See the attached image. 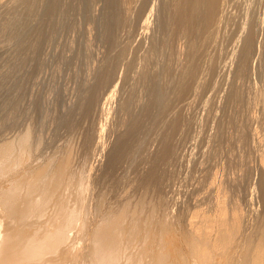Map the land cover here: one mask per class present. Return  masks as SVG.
I'll return each instance as SVG.
<instances>
[{"label":"rangeland","instance_id":"rangeland-1","mask_svg":"<svg viewBox=\"0 0 264 264\" xmlns=\"http://www.w3.org/2000/svg\"><path fill=\"white\" fill-rule=\"evenodd\" d=\"M15 1L16 0H9L6 3L5 6H2L0 4L1 5L0 6V9H1L0 10V26L4 23V21H5L4 19H6L8 17V15L6 14L7 8L12 6L13 3L15 4L14 10H16L17 13L15 12L14 16H12V17H15L16 20H19V22H20L18 24L17 23L14 24V25H16V26H23V25L27 26V24H29L28 22H26L28 16H27L25 11H26V9L32 8L33 6H35V3L33 1H31V2H29L27 8H24V9L21 10L20 6H18L17 2H15ZM40 1L42 2V4H41L42 6L40 5L41 2H39V4H38V9H39L38 13L34 12V14L32 16V20L34 22H37L38 20H52V21H50V22H48L46 24L45 30H44V35L45 36H43V38L37 43V45L35 47V52L32 54L33 56L31 55L32 58L30 57V59L28 58V59H24V60L23 59H15L14 60L15 64L17 63L16 64V66H17L16 68L17 69L11 71L12 74L14 73L13 75L9 74L11 72H9V73L5 72L7 69H9V67L11 68L13 66L14 62H12L13 59L7 60V56L9 55V53L4 49V46H5L7 38L2 37V36L0 37V39L3 38L2 40H0V43H4L3 46H2V44H0L1 45L0 46V67L3 69L2 70L0 68V73L1 72L6 73L4 77L7 76L6 78H8V79L4 80V85H3L4 89H2V87H0V89H1L0 92L1 93L4 92L5 97L8 95L7 97H9V101H12V102L8 103L9 107H7V108H10V109H13V110L11 111L10 109L8 110L7 108L5 110V111H7V113L8 112L10 113V117H13V120H14V118H16L14 120L15 122L11 119L10 123H13V122L16 123L17 122L16 123L17 125L16 124L14 125V123L10 124L8 126L9 128L6 127L3 130V132L0 133V141H1L2 137L11 136L12 134H14L19 129H22V127L24 128V126L26 127L28 125L32 129H34V131L33 130L32 131L35 134L37 133L36 135L34 134L35 136H38V135H39V137L42 136L40 138H41V142L43 141V143H41L40 148L43 145H44V147H42L41 149L39 148V153H40V155H43V156L39 155L37 157V158L40 157V160H42L41 158H43V160L44 159L47 160V159H50L49 157L56 156L57 151L55 152V150H58V148L60 149L61 147H63L66 144L69 145L70 148L74 149V151L76 150L75 151L76 154L73 153V161L76 164L73 163L74 164V166L72 167L73 170L71 169V171H73V172H70L72 174L71 175V182L68 185V189H67V187H65L64 190H63L64 194H65L64 196H65L66 200H68L67 204H70L68 206L71 209H75V210H77L79 212L78 222L76 223V225L68 233L69 238L72 237V235H73V237L70 238V240L72 242H74L73 244L77 245V246L80 245V246H78L80 248L74 246L76 251L83 250V247L85 246V243H86V238H85L86 234L83 233V234L80 235L79 232L82 233L83 231L85 232L86 230H87L86 232H89V230L93 227L92 225L94 223H96L97 221H99L100 215H102V212H103V214H105V213H115V212H118L122 208L123 205H125L127 207V209H128L126 211L127 213L125 214L126 219H124V227H125L126 230H130V231L133 228V234H134V240L130 244L131 248L128 250V253L130 252L129 254H130V256H132V258L135 257L132 254L136 255V253H138V252H139L138 253L139 255L141 254L140 256L143 255L144 257L142 258L143 261L141 262V264H143V263L144 264H147V263L149 264L150 261L153 258H155V256H153V255H158V252H159V254L161 253L164 256L163 258L165 259V261H167V263H171V264H199L197 258L194 257V254L191 252V249H190L191 248V245H190V243H191L190 230L189 231L186 230L188 228L190 229V226L188 225V220L190 218L194 219L195 222L197 221L196 225L198 224L199 227L202 226V228H206L207 231L211 229L210 231H208V239H209V241H202V243L200 244L201 247L206 249L208 259L210 258L207 261L206 264H225V263L226 264L227 263H229V264L230 263L231 264H240L241 261H242L241 257H243V254L244 255H249L251 257L254 254V252L257 249V247H260V246H262V250H264V240H263V238H264V228L262 227V226H264V223H263L264 222V220H263L264 219V214H263V212H264V199H263L264 198V184H263L264 183V180H263L264 179V175H263L264 174V169L262 167V166H264V164L261 162V161L264 160V133H263L264 129H262V128H264V122H263L264 121V54H263V52H264V43H263L264 42V25H263V23H264V0H228V1L227 0H218V1L214 0V2L218 3V4L215 3L217 8H216V6L212 7L213 9H211V11L209 12L210 13L209 15H211L212 17L209 16V18L205 21L207 23L205 24V22H203L204 23L203 24L202 22H200V24L198 23L197 25L194 24L193 27L191 26L192 29L193 28L194 29L198 28V29H195V30H198V32H199L198 33L196 31V34L197 33L199 34V35L197 34L199 38L197 37L196 34H194V35H196V37L193 36V38H195V45H196L195 49H194L195 52L193 51V53H194L193 55L194 56L192 54L190 56L185 55L186 54V48H185V45H184L185 44L184 43L185 39L182 38V37H180L181 40L179 38H176L175 40H170V42H169L170 44H168L166 46H165V44L162 45V43H164V40L166 39V38L162 39V36H163V38H164V36L167 37L168 35H169L168 37H170V35H172L173 33L177 32L178 30L180 31V28H179V27H181V23H180L181 19L180 18L183 15L182 13H185V11L187 10V6H188L187 3H184V2H188V0H162V1H160V0H150V7L153 8V13H154L153 16H155V17L152 16L150 18L151 22H150L149 28L145 32L147 34L144 33L142 35L139 34L140 29L138 28L139 25H140L139 24L140 21H139V19H137L136 14L134 15L135 8H134V10L131 13L129 11H126L125 9L128 8L129 10H131L132 6L135 7L136 4L138 6V3L140 4L143 0L142 1L141 0H107L108 4H109V9H110L109 21H110L111 24L109 23L110 25H107V26L105 25V27L103 26V30L101 29L102 27H100V26H102L101 24H99L100 22L99 21L97 22L98 15L95 16L96 15L95 12L97 13L98 9L100 8V6H99L101 4L100 0H99L100 2L95 0L98 3H95V1L92 2L93 0H89V3H88V0H81L82 1L81 4H80L79 0H77L78 2L75 0V2H73L72 5H71L72 7L70 6V8H68V10L66 12H65V4H66L67 0H45V1L44 0H40ZM167 1L168 2L170 1L171 4L170 3L168 4ZM180 1H184L183 2L184 4L182 2H180ZM43 2H44V4H43ZM151 2H153V4ZM156 2L158 3V5H157ZM226 2H227V4H226ZM90 3H91V6H94L93 4H95V7H97V4H98V9L96 8V10H95V7H94L91 10V6H89ZM134 4H135V6H134ZM165 4H166V6H165ZM178 4H179V6H181L180 8H179V6H177ZM221 4H223V5H221ZM79 5H81V6H79ZM184 5H187V6H184ZM240 5H242V6H240ZM53 6L56 7L57 9H53L52 8ZM243 6H245L244 7L245 9L243 8ZM182 7H183V9L181 10ZM73 8H76V10L73 9ZM171 9H173V10H171ZM93 10H94V14H93ZM165 10H167L169 14H166L167 11H165ZM212 10H213V12H212ZM71 11H73V12H71ZM180 11H181V13H180ZM245 11H246V13H245ZM18 12H19V14H18ZM76 12H78V13H76ZM99 12L97 14H99ZM177 13H178V15H177ZM134 16H135L136 19L134 18ZM178 16H179V18H178ZM185 16L186 15H183V17H185ZM259 16H261V17H259ZM166 17H168V20H166L167 19ZM69 18H70L71 21L69 20ZM89 18H91V19L94 18V20L96 22L93 19L91 20ZM162 19L165 20V22L166 21L169 22V24L168 23L164 24ZM87 21L89 23H87ZM210 21H211V24H210ZM240 21L241 22L244 21V22L241 23ZM175 22H177V23H175ZM80 23H82V24H80ZM158 23H161V25L158 24ZM90 24H92V25H90ZM218 24H219V26H218ZM162 25L163 26L167 25V27L164 26L165 27V29H164V27ZM73 27H74V29H73ZM105 28L108 29L109 32L107 30H105ZM174 28H176V29H174ZM199 29H201V31ZM76 30H78V31H76ZM163 30H166L167 32L169 31L168 32L169 34L166 31H163ZM174 30H176V31H174ZM102 31L104 33L107 32L108 36L110 38L108 36H106L107 35L106 33L104 35ZM137 31H138V33H137ZM172 31H173V33H172ZM190 31L192 32V30L191 29L188 30L189 34L191 33ZM214 32H215V34H214ZM248 32H250V33H248ZM262 32H263V35L261 34ZM247 33H248V35H247ZM160 34H162V35L160 36ZM232 34H234V35H232ZM249 34H251V35H249ZM102 35L104 36V38H106V37H108V38L105 40L104 38H102ZM111 35H112V40H110L111 39ZM259 35L262 36V37H260ZM157 36H158V38H157ZM246 36H248V37L249 36H251V37L253 36L252 37L253 40H255V37H256V40H255L256 43H254V50H252V54L250 56L251 58L249 57L250 59H248V62L245 65V67H246L245 72L243 71L241 73H238L239 72L238 69H239V67L242 64L241 56H242L243 47L245 46L244 43L246 42V39L248 38ZM76 37H78V38H76ZM159 37L161 38V41H160ZM45 38H46V40H44ZM152 39H154V40L152 41ZM155 39L158 40L159 42L156 41ZM68 40H69V42H68ZM107 40H108V42H105ZM203 40H205V42H203ZM111 41H112V43H111ZM175 41H176V43H175ZM153 42H155V43L153 44ZM141 43H142V45H138V44H141ZM151 43L154 46H156V47L158 46L157 47L158 49H159V46H160V49L158 50ZM68 44H69V46H68ZM126 44H128V46H130V47L126 48V46H127ZM238 45H240V46H238ZM241 45H243V47ZM40 46H42V47H40ZM163 46H165V49H164ZM219 46H220V48H219ZM62 47H64V48H62ZM123 47L125 48V53H124L125 56L124 57L120 56V52H121L120 50H122ZM161 47H162V50L164 49L163 51L161 50ZM166 47H168V48H166ZM110 48L111 49L114 48L116 50H114V49L111 50ZM149 48H151V49L149 50ZM154 48L157 49L156 52H155ZM152 49L154 50V52H153ZM9 50H11V48ZM262 50H263V52H262ZM112 51H114V52H112ZM150 51L153 52L154 55H151ZM160 51L162 53H160ZM184 51H185V53H184ZM73 53H74V55H73ZM156 53H158V55ZM206 53H207V55H206ZM148 54H150L151 57ZM240 54H241V56H240ZM76 56H77V58H76ZM116 56H117V58H116ZM119 56H120V58H119ZM153 56H154V58H153ZM167 56H169V57H167ZM174 56L176 58H174ZM187 56L189 57V59L191 58L192 60L190 59L191 61H189L187 59L188 58ZM191 56L194 57V61H195L194 65L192 64L193 63V58ZM4 58H6V59H4ZM104 58H105V60H104ZM230 58H232V59H230ZM82 59H84V60L82 61ZM117 59H119L118 60V64H117V61H116ZM152 59H154L155 61L152 60ZM138 60L140 62H138ZM148 60L152 62V63L151 62L149 63L150 65L148 64V68L147 69L148 70L150 69V71H151L150 72V76L152 75L151 76V80L152 79L153 80H152V82H150L151 81L150 80L147 84H145L144 88H143V86L142 87L138 86V88L140 87L139 89L136 88L137 89V91H136L137 95L136 94L135 95L139 96V97H137L139 99H137L138 102L135 101V102H137V105H136V103H134L133 107L136 109V114L137 115L135 114V110H133L134 112L132 111V109H133V107H132V109L130 110L132 115L130 116L129 113H127L129 115H126L127 118H129V120H127L126 116H125L123 121L124 122L126 121V123L120 122L119 118H120L121 113H118V112H120V110H118L120 108H117V107L118 106L120 107V102L126 97L127 92L129 90L128 88H129L131 82L133 81V78H135V73L139 70V68L142 67L144 62L148 61ZM168 60L169 61L171 60V62H169ZM226 60H227L228 63L226 62ZM25 62H26V64H25ZM33 62H34V64H33ZM249 62H251V63H249ZM102 63H104L105 69L109 70V72H110L109 74H110V78L111 79H109V83H110V81H111V83L110 84L108 83L109 85L107 86L108 87L107 91L110 89L109 87L113 86V84H114L115 88H117V91L115 90V93H114L115 95H114L113 100H112L113 102H111V106L108 105V115H109V117H106L108 120H106V119L101 120L98 117V115H96V117H89V115L90 116H92V115L89 114L87 116V115H85L83 113L80 114V112L78 110V105H76V104L74 105V103L77 102V104H78V102H79V101H76V100L78 98L77 96L80 93L79 91L81 90L82 85H83V83L85 81V78H87V77H85L87 75L85 73H87L88 71L93 70L94 67H95V69L98 68V66L100 64H102ZM127 63L131 64L130 66H132V69L128 70L129 66H128ZM183 63L185 64V66H184ZM222 63H224V64L222 65ZM256 63H259V64H256ZM173 64H174V66H173ZM5 65H7L9 67L7 68V66L5 67ZM23 65H25V66H23ZM35 65H37V66H35ZM118 65H119V68H118ZM151 65H152V67H151ZM163 66L164 67L166 66L167 68L169 67L168 68L169 70L166 67H165L166 69L163 68ZM182 66H183V68H182ZM115 68H118L116 72L113 71V70H116ZM4 69H5V71H4ZM136 69H137V71H136ZM182 69H184V70L182 71ZM161 70H164V71H161ZM199 70H201V71L199 72ZM15 71H17V72L15 73ZM159 71H160V73H159ZM19 72H20V74H19ZM96 72L99 73V71H96ZM96 72L92 75L93 76L92 78H95L97 76L96 79H92L94 83L97 82L98 78L99 79L101 78L99 76H102L100 74V73H102L101 71H100L99 74H97ZM111 72H112V74H111ZM153 72H155V75H158V76L153 75L154 74ZM71 73H72V75H71ZM114 73H117V74L114 75ZM223 73H225V74H223ZM42 74H43V76H42ZM161 74H163V75H161ZM188 74H190V75H188ZM222 74L224 75V77H223ZM113 75H114V77H115V79L117 81L114 79V77H112ZM116 75H118L119 77L117 76V78H116ZM178 75H179V77H178ZM199 75H201V76H199ZM241 75H243V76H241ZM124 76H125V78H124ZM131 76H132V78H131ZM150 76H149V78H150ZM195 76L196 77L198 76V77L196 78ZM81 77L82 78L85 77L84 80ZM162 77H163V79H162ZM123 78L125 79V81H127L126 80V78H127L129 82L126 83L125 81H123L124 80ZM78 79H80V80H78ZM120 79H123V80H120ZM154 79H156V81ZM157 79H159V81H161V82L156 83V82H158ZM167 79H169V80H167ZM219 79H220L221 82L219 81ZM246 79H248V81ZM113 80H114V83L112 82ZM49 81H51V82L49 83ZM62 81H64V82H62ZM153 81H155V83ZM32 82H34V83H32ZM75 82H77L78 84L76 83L77 84L76 85ZM80 82H82L81 83L82 85L80 84ZM121 82H125V85H123L124 83L122 84V87L124 89L121 87V90L124 92V95L126 94L125 97L123 95V92L121 90L119 91V89H120L119 85H121L120 84ZM181 82H183V83H181ZM5 83L8 86H10L13 90H11V88L7 86L6 88H8V89H6L7 90L6 91L5 87H4V86H6ZM149 83H151V84L154 83V85L156 84L155 86L159 90L155 86L151 87L152 85H150ZM233 83H235L236 85L233 84ZM18 84H20V87L22 86L21 87L22 89H19L20 87H19ZM159 84L160 85L163 84V85L160 86ZM178 84H179L180 87H177ZM188 84H189V86H188ZM209 84H210V86L208 87ZM24 85H25V88H24ZM75 85L77 87L79 85L80 86L76 90H73L76 87ZM182 85H183V87L181 88ZM14 86H16V87L18 86L19 87V88L17 87L16 90L18 89L20 91V93L18 92V90L16 91L15 88H13ZM164 86L166 87V89L164 88ZM170 86H172L173 88L170 87ZM195 86H196V88H195ZM205 86H207V87H205ZM256 86H257V88H256ZM126 87H127L128 90H125ZM234 87L235 88L238 87V89H235ZM106 88L101 90L99 98H101V96H103L106 93V91H105ZM149 88H151V89H149ZM152 88H154L155 90L152 89ZM161 88H163V89H161ZM178 88H180V89H178ZM200 88H201V91H200ZM204 88H206V90ZM24 89L26 91H24ZM228 89H229V91H227ZM72 90H73V92H72ZM156 90H157V92H155ZM162 90L164 91V93H163ZM189 90H190V93H189ZM197 90H199V92H197ZM202 90H204V91H202ZM21 91H22V93H21ZM77 91H78V93H76ZM125 91H126V93H125ZM238 91H240V92H238ZM61 92H65V93H61ZM141 92H143V93L141 94ZM146 92L152 93L151 94L152 96H150L149 93H148L147 96H145L147 94ZM153 92H155V94H157L155 98L153 97V96H155ZM160 92H161V94H160ZM194 92H196V93L194 94ZM1 93H0V99H1L0 100V104L3 103L2 101L5 98L4 94H1ZM72 93L73 94L75 93L77 95H75V97H72V95H71ZM158 93H159V96H158ZM232 93L235 94V95H233ZM236 93L237 94L239 93L237 95L238 96L237 99L235 98ZM12 94H18V96L22 95L21 97L19 96L17 98V103H16V105L22 106V109H20L21 107H18V106L15 105V103H13L14 102L13 100L15 98L12 96ZM214 94L215 95L217 94V95L215 96ZM230 94L232 96H230ZM23 95H24V98H23ZM213 95L215 96L214 98H213ZM241 95H242V97H241ZM11 96L13 98H10ZM261 96H263V97H261ZM152 97H153L154 100L152 99ZM225 97H227V98H225ZM140 98H141V100H140ZM146 98L150 99V101L147 100ZM157 98L158 99L161 98V99L158 100ZM162 98H163L164 101L162 100ZM194 98L196 99V101H195ZM231 98L233 99L232 102L230 101V100H232ZM10 99H12V100H10ZM182 99H183V102H181ZM142 100H144V101H142ZM155 100H157V101H155ZM189 100L191 101V103L189 102ZM63 101L66 102V103H64ZM68 101H69V103H68ZM19 102H21L20 103L21 105H19ZM53 102H54V104H53ZM146 102H147V104L145 105ZM148 102L150 104L152 103L151 107L153 108V110H152L151 107L149 108ZM185 102H186V104H185ZM224 102H225V104H224ZM62 103H64V106H63ZM139 103L141 105L144 104V106H142L144 108L141 109V105ZM174 103L176 104V106H175ZM212 103H213V105H212ZM11 104L14 105L13 108H12ZM70 104H71V106L72 105L74 106V107H72V109H76V110L70 109L71 108ZM8 105L6 104V106H8ZM138 105H140V106H138ZM163 105H166V106H163ZM243 105H245V106H243ZM62 106H63V108L66 106V108L63 109L64 111L66 109L65 112L63 110L60 111L62 109ZM76 106H77V108H76ZM146 106L149 108V110H147L148 108H145ZM160 106L161 107L163 106V107L161 108ZM211 106H213V107H211ZM14 107H15V109H14ZM220 107H221V109H220ZM236 107H237V109H236ZM158 108L160 110L161 109L162 110L159 111V110H157ZM16 109H17V111H16ZM139 109H141V111H143V109L144 110L146 109L145 112L143 111L145 114L142 113ZM163 109H164V111H163ZM246 109H247V111H246ZM248 109H250V110H248ZM18 110H19V112H18ZM68 110H69V112H68ZM71 110L74 111V112H72ZM151 110H152L153 113H151ZM59 111L63 112V113H60ZM75 111H76V113H75ZM249 111H251V112H249ZM71 112H72V114H71ZM149 112H150V114H149ZM13 113H14V115H13ZM15 113H17L18 116H20V117H21V114H23V113L25 115L23 114L22 117L20 118L21 120H19L18 119L19 117L17 116V114L15 115ZM65 113H67V114L65 115ZM139 113H141L142 115L141 114L139 115ZM155 113L157 114V116L155 115ZM225 113L226 114L229 113L230 115L229 114L226 115ZM231 113H232V115H231ZM0 114H1V112H0ZM63 114L65 115L66 120H65ZM74 114H77V116H79V117H77ZM133 114H135V115L133 116ZM152 114H153V118H152ZM43 115L44 116L46 115L45 116L46 120L42 119V117L44 118ZM53 115H54V117H53L54 121L51 118V116H53ZM57 115H58V121L59 122L55 121V120H57ZM68 115H69V117H71L72 115L73 116L71 118H69ZM118 115H119V117H118ZM31 116H33V117H31ZM37 116H38V118H37ZM59 116H62V120H60L61 117H59ZM138 116H139V118H137ZM141 116H142V119H141ZM143 116L146 119L143 118ZM27 117H29V119H27ZM39 117L41 118V120H44V121H42V123L39 122L40 121ZM75 117L78 118L77 121H76ZM159 117L161 119H159ZM207 117H209L210 119L207 118ZM211 117H213V118H211ZM50 118L52 119V121H51ZM80 118H81V120L83 118L85 120L83 119V122H82L81 120H79ZM154 118H155V120H154ZM71 119L73 120V122H72ZM89 119L91 121H89ZM136 119H137L138 123L140 122L139 124L136 122ZM139 119H140V121H139ZM148 119L154 125L152 123L150 125V122L148 121ZM157 119H159V121ZM94 120H95V122H94ZM96 120H97V122H99V125L102 123L101 125H102V128L104 130L103 131L104 132L103 133V147H102V149L99 150V154L98 155L94 154V152L93 153H91V152L90 153L89 152L84 153V151L80 150L81 145L83 144V141H84V138H85L84 136L86 134H88L91 129H93V127L89 128V124L92 125L93 122H94V124L97 123ZM141 120H143V122L145 124V125L143 124L144 126H146V125L148 126L149 125L148 129H147V126L143 129L144 126L141 125L143 123ZM151 120H153L154 122L151 121ZM30 121H32V122H30ZM64 121L65 122L68 121V122L65 123ZM84 121L86 122L85 124H83ZM100 121H102V122H100ZM127 121L130 122V123H128ZM133 121H135L136 124ZM241 121H243L244 123L241 122ZM53 122H55V123H53ZM119 122H120V124L122 123L121 126H119L120 125V124H118ZM132 122L134 123V125H133L134 128H131V127H133L131 125V124H133ZM250 122H251V124H250ZM28 123H30V124H28ZM38 123H40L41 126ZM127 123L130 124L131 127L128 126ZM248 123L250 124V126H249ZM56 124H57V126H55ZM67 124L70 125V126H67ZM80 124H81L80 128H77V127H79ZM124 124H126L127 127ZM137 124L139 125L138 127L141 126L139 128V130H138V127H135V126H137ZM217 124H218V126H217ZM237 124L239 125V127H238ZM19 125H20V127H19ZM34 125H36V126H34ZM84 125H86L85 128H84L85 130L84 129H83V131L79 130V129L83 128ZM99 125L97 123L94 126L98 127ZM14 126H17V127H14ZM65 126L67 127V129L68 128L72 129V128H74L76 126L75 127L76 130H74L75 128L70 130V131H68L69 129L65 130L66 128L63 129V127H65ZM240 126H241V129H240ZM86 127H87V129H86ZM149 127H151L152 129L151 128L149 129ZM154 127H156V128L158 127L159 129L158 128L156 129ZM169 127H171V128H169ZM242 127L244 129V132H243ZM123 128H125V129H123ZM108 129H109V131H108ZM132 129H134V131H132ZM135 129H137L138 131L135 130ZM176 129H178V130H176ZM5 130H7L6 133H5ZM9 130H10V132H9ZM63 130H64V132H63ZM86 130H89L88 133H87ZM147 130L149 131V135H148V133H146ZM150 130H151V132H150ZM239 130H241L243 133L240 132ZM246 130H249V131H246ZM93 131H95V130L94 129L91 130V132H93ZM123 131L125 132V134H126V131H127L128 136L125 135L123 133ZM128 131H129L130 134L128 133ZM136 131L139 134L136 133ZM179 131H180V133H179ZM65 132H67L68 135ZM83 132H85V133H83ZM133 132L136 133V134H133ZM4 133H5V135H4ZM70 133H71V135L69 137ZM163 133H165V134H163ZM167 133H169V134L167 135ZM45 134H47V135H45ZM75 134H77V135H75ZM175 134H176V136H174ZM178 134H180V135H178ZM114 135H115V137H114ZM131 135H132V137H131ZM137 135H138V137H137ZM233 135H235V136H233ZM77 136L81 137V138L78 139ZM118 136H119V139H118ZM124 136L127 139H125ZM241 136H243L244 138L241 137ZM128 137H129L130 142L131 143L133 142L132 143L133 146L128 143L129 142ZM139 137H141V138H139ZM184 137H186V138H184ZM134 138H136V139H134ZM179 138H180V140H179ZM119 141H121V142L118 145ZM139 141H141V142L139 143ZM154 141H155V143H154ZM159 141L161 143L163 142L164 144L163 143L161 144ZM181 141H183V143ZM61 142L64 145L61 144ZM115 142H116V145H115ZM174 142H175V144H174ZM248 142H250V143H248ZM49 143H50V145H49ZM45 144H47V145H45ZM122 144L123 145L125 144V146H123ZM52 145H53V147H52ZM56 145H57V147H56ZM120 145H122V146H120ZM126 145H127V148H126ZM134 145L136 146L137 149L135 148ZM140 146H142V147H140ZM164 146H166L167 148L164 147ZM260 146L261 147L263 146V148H260ZM116 147H119L120 149L116 150L115 149ZM122 147H125V150H124L125 152L122 150V149H124ZM129 147H134L135 148L134 151H131V150H133V148L131 149ZM138 147H140V148H138ZM149 147H151V148L149 149ZM177 148L179 150H181V151H177L178 150ZM221 148H223V149H221ZM51 149L54 150V151H51ZM113 149H115L116 152L119 151V150H122L123 152L121 151V153L123 155L126 154L125 157L122 154L120 155V151L117 152L118 153L117 154ZM129 149H130V152H129ZM224 149H225V151H224ZM168 150H170V151L168 152ZM74 151H72V152H74ZM111 151H113V154L115 153V155L116 154L117 155L116 156H114V155L112 156V152ZM78 152L80 154H78ZM81 152L86 154L85 158L83 156L84 154H82ZM127 152H128V154L129 153L130 154L128 155ZM132 152H134V153H132ZM179 152H181V153H179ZM209 152H210V154H209ZM108 153H110V154H108ZM164 153H166V154H164ZM135 154H136V156H135ZM149 154H150V156L152 158L150 156H148ZM118 155L121 156V157H119ZM77 156H78V158H77ZM111 156H112V158H111ZM229 156H230V158H229ZM44 157H46V158H44ZM114 157L115 158L117 157L116 160H114ZM137 157H139V158H137ZM142 157H144V158H142ZM162 157L164 158V160H162L163 159ZM86 158H88V159H86ZM110 158H111L112 162H110L111 161V160H109ZM209 158H211V159H209ZM119 160H120V162H119ZM75 161H78V162H75ZM85 161H89V162L85 163ZM113 161H116V162L114 163ZM107 162L112 164V166L111 165H107ZM77 163H79V164H77ZM83 163H85L86 166L82 165ZM116 163H118V165ZM149 164L151 166H149ZM261 164H263V165L260 166ZM79 165H81V166L79 167ZM136 165H138V166H136ZM222 165H223V167H222ZM162 167H164V168H162ZM227 168H228V170H227ZM87 169H89V170H87ZM136 169H138V170H136ZM234 170L236 171V173H235ZM89 171H90V173H89ZM92 172H93V176L91 174ZM231 172H232V174H231ZM73 173L76 174V176L73 175ZM120 174H122V175H120ZM92 177H93V180L91 181ZM232 177H235V178H232ZM73 179H75V182H74ZM215 179H217V181ZM259 179H261V180H259ZM84 180L87 181L88 183L85 182ZM213 180H215V181H213ZM83 181L85 183H83ZM214 182H216V183H214ZM77 183H79L80 185L81 184H84V185H81V187H80V185L77 184ZM85 184L89 185L90 190L91 189L92 190L90 191L89 189H87L89 187L86 186ZM101 184H102V186H101ZM212 184H213V187L211 186ZM70 185H72V186H70ZM78 185H79V187H78ZM92 185H94V186H92ZM214 185H217V186L221 185L220 187H222L221 189H223L224 191L221 190V189H219V191L221 190V193L222 192H224V193L223 194L219 193V196H217L215 191L213 189H211V188L215 187ZM84 186H85V188H84ZM96 186H98V188ZM138 186L141 187V188H139ZM146 186H147V188H146V191H145V189H142V188H145ZM217 186L215 188H217V190H218V188H220V187L219 186L217 187ZM71 187L73 189H76V190L73 191V189ZM80 189H82V190H80ZM83 189L84 190L87 189V190L84 191ZM147 189L149 191H147ZM97 190H98V192H97ZM226 190H228V191H226ZM233 190L234 191L236 190L237 192L236 191L234 192ZM144 191H145V194H144ZM197 191H199V192H197ZM87 192H89V193H87ZM91 192L93 194H91ZM194 192L196 194H193ZM228 192H230V193H228ZM86 193H87V195H86ZM151 193H152L153 196H150ZM78 194H79V196H77ZM88 194H91V195H88ZM121 194L123 196L121 198H119V195H121ZM226 194H228V195L226 196ZM127 195L129 196V198H128ZM146 195H149L150 198L151 197L152 198L149 200V198H148L149 196H146ZM85 196H86V198H85ZM104 196H106V197H104ZM107 196H108V198H107ZM124 196H126V197H124ZM142 196L143 197L145 196L144 197L145 199L144 198L141 199ZM82 197H84V198H82ZM219 197H220L221 201H220ZM81 198L83 199V201H81L82 200ZM155 198L157 200L156 201H152ZM158 198L159 199L162 198V200H159ZM228 198H231L233 200H230ZM123 199L124 200L126 199V200L124 201ZM121 200H123V201H121ZM147 200H149V201L147 202ZM194 200H195V202H194ZM226 200H230V202L226 201ZM236 200H237V202H236ZM245 200H247V201H245ZM160 201H164L163 203L162 202L160 203L162 206L159 205ZM238 201H240V203H238ZM74 202H76V203H74ZM126 202L130 203V204H127ZM151 202L153 203V206H152ZM93 203H95V204H93ZM222 203H225V204H222ZM226 203H227V205H226ZM208 204H209V206H208ZM201 205H202V207H201ZM229 205H231L230 208H228ZM83 206H84L85 210H83ZM143 206H144V210H142ZM206 207H208V208H206ZM80 208H81V210H80ZM145 208H147V209H145ZM153 208H155V210ZM197 208H200V209H197ZM202 208L204 210L201 211ZM232 208H233V210L230 211V209H232ZM198 210H200L201 215H200V213H198L199 212ZM210 210L212 212H210ZM148 211H149V213H146ZM153 211H154V213H153ZM222 211L225 212V213H222L223 215L221 214ZM229 211L232 212V213H230ZM240 212L243 213V214H241ZM128 213H129V215H131L132 218L128 215ZM193 213H194L195 216L193 215ZM190 214L192 215V217H191ZM219 214L222 215V216H219ZM234 214H236V215L234 216ZM227 215H228V217H227ZM223 216L226 217V218H224ZM220 217L222 219L221 221H220ZM195 218L196 219L198 218V219L196 220ZM234 218L235 219L237 218L236 222H235ZM201 219H203V222L199 221ZM209 219L211 221H209ZM215 219H218V221H216ZM148 220H149V222H147ZM182 220L183 221L185 220L184 221L185 223H184L183 227H182L183 224L179 223ZM212 220H214V221H212ZM261 220H262V222H261ZM205 222L207 224H205ZM222 222L228 224V225H226V229L228 231V235L231 236L229 238L232 241L231 244L229 243L230 240L228 238H227L228 240L227 239L224 240L226 242L218 240V234L216 232H217V229H218L220 223H222ZM201 223H204V225H206V226H204ZM213 223H214V225H213ZM258 224H259V226H258ZM253 226H255V227H253ZM257 226H258V228H257ZM186 227H188V228H186ZM239 227H240V229H239ZM184 228H186V229H184ZM73 229H74L75 234L73 232ZM82 229H83V231H82ZM187 231H188V233H186ZM211 231H212V234H211ZM80 237H82V238H80ZM83 237H84V239H83ZM212 238H213L215 243L213 242ZM233 238H234V240H232ZM82 239H83V242H82ZM240 239H242V240H240ZM197 242L200 243L199 241H196V243ZM81 244H83V245H81ZM250 244H252V245H250ZM149 245H152V246H149ZM228 245H230V246H228ZM231 245H233L234 247L232 248ZM140 246H141V249L144 250V252L142 250H140ZM250 246H251V248H250ZM254 246H256V247H254ZM222 247H223V250L221 249ZM158 248L161 249V251L158 250ZM135 249H137V250H135ZM153 250H155V251H153ZM131 251H132V253H131ZM232 252H233V254H232ZM211 253H212V255H211ZM138 254H137V256H138ZM232 258H233V260H232ZM238 258H240V259H238ZM144 260H147V261L144 262ZM121 263L125 264L124 258H122ZM263 264H264V258H263Z\"/></svg>","mask_w":264,"mask_h":264},{"label":"bare ground","instance_id":"bare-ground-1","mask_svg":"<svg viewBox=\"0 0 264 264\" xmlns=\"http://www.w3.org/2000/svg\"><path fill=\"white\" fill-rule=\"evenodd\" d=\"M9 0H0V4L2 5V6H5L6 5V3L8 2ZM31 1H33L34 3H35V6H33L32 8H28V9H26V14H27V16H28V18H27V20H26V22H28L29 24H27V26H25V25H23V26H16V25H14V24H18V23H20L19 22V20H16V18L15 17H12V16H14V13L16 12V10H14V8H15V4L13 3L12 4V6H10L9 8H7V10H6V14L8 15V17L6 18V19H4L5 21H4V23L0 26V37L2 36V37H5V38H7V40H6V43H5V46H4V49L9 53V55L7 56V60H9V59H13V61L12 62H14V60L15 59H30V57H31V55L35 52V47H36V45H37V43L43 38V36H45L44 35V30H45V26H46V24L48 23V22H50V21H52V20H38L37 22H34L33 20H32V16H33V14H34V12H36V13H38V4H39V2H41L40 0H16L15 2H17V5L18 6H20V8H21V10L22 9H24V8H27L28 7V4H29V2H31ZM45 1V0H44ZM77 1V0H76ZM95 0H93L92 2H94ZM97 1H99V0H97ZM101 1V4L99 5L100 6V10L98 9V4H97V7H95V4H93L94 6H91V3L89 4V6H91V10H92V8H94L95 7V10H96V8L98 9V11H97V13L99 12V14H97L96 12H95V16H97L98 15V20H97V22L99 21L100 23L99 24H101L102 26H100L99 24V26L100 27H102L101 29L103 30V26L105 27V25L107 26V25H110L111 23H110V21H109V15H110V9H109V4H108V1L107 0H100ZM99 1V2H100ZM142 1V0H141ZM160 1H162V0H160ZM216 1H218V0H216ZM228 1V0H227ZM73 2H75V0L73 1V0H67L66 1V4H65V12L68 10V8H70V6L72 5V3ZM78 2V1H77ZM76 2V3H77ZM79 2H80V4H81V0H79ZM85 2V1H84ZM87 2V1H86ZM180 2H184V1H180ZM263 2V1H262ZM88 3H89V0H88ZM95 3H98V2H96L95 1ZM152 4H153V2H151ZM155 3V2H154ZM157 3V2H156ZM167 3L169 4L170 3V1L168 2L167 1ZM184 3H187V5H184V6H187V10L185 11V13H182L183 15H186L185 17H183V15H182V17L180 18L181 19V27H179L180 28V31L178 30L177 32H175V33H173V31H172V35H170V37H165L164 36V38H163V36H162V39H165L164 40V43H162V45L163 44H165V46L166 45H168V44H170L169 42H170V40H175L176 38H179L180 39V37H182V38H184L185 40H184V45H185V48H186V54L185 55H188V56H190L191 54L193 55L194 53H193V51L195 52V38H193V36H195L196 37V35L199 33L198 32V30H195V29H198V28H193L192 29V27H193V25L194 24H200V22H205L208 18H209V16L210 17H212L211 15H209L210 13V11H211V9H213L212 7L213 6H216V4H218V3H216V2H214V0H188V2H184ZM183 3V4H184ZM216 3V4H215ZM241 3V2H240ZM239 3V4H240ZM244 3V2H243ZM249 3V2H248ZM42 4V2L40 3V5ZM43 4H44V2H43ZM171 4V3H170ZM182 4V5H183ZM226 4H227V2H226ZM0 5V6H1ZM74 5V4H73ZM77 5V4H76ZM157 5H158V3H157ZM221 5H223V4H221ZM225 5V4H224ZM247 5V4H246ZM42 6V5H41ZM79 6H81V5H79ZM134 6H135V4H134ZM154 6V5H153ZM165 6H166V4H165ZM168 6V5H167ZM177 6H179V4L177 5ZM183 6V7H184ZM238 6V5H237ZM236 6V7H237ZM240 6H242V5H240ZM248 6V5H247ZM40 7V6H39ZM72 7V6H71ZM74 7V6H73ZM169 7V6H168ZM176 7V6H175ZM181 6H179V8H180ZM183 7L181 8V10L183 9ZM229 7V6H228ZM245 6H243V8H244ZM53 9H57L56 7H52ZM82 8V7H81ZM89 8V7H88ZM87 8V9H88ZM134 8H135V13H134V15L136 14V16H137V19H139V21H140V25H139V29H140V32H139V34H144L147 30H148V28H149V25H150V18L153 16V8L152 7H150V0H143L140 4L138 3V6H137V4H136V6L135 7H133L132 6V9L131 10H129L128 8H126L125 10L126 11H129L130 13L134 10ZM170 8V7H169ZM215 8V7H214ZM216 8H217V6H216ZM235 8V7H234ZM238 8V7H237ZM73 9H75L76 10V8H73ZM157 9V8H156ZM233 9V8H232ZM245 9V8H244ZM1 10V9H0ZM71 10V9H70ZM69 10V11H70ZM90 10V11H91ZM169 10V9H168ZM171 10H173V9H171ZM227 10V9H226ZM235 10V9H234ZM233 10V11H234ZM242 10V9H241ZM247 10V9H246ZM89 11V10H88ZM165 11H167V10H165ZM224 11V10H223ZM71 12H73V11H71ZM82 12V11H81ZM170 12V11H169ZM183 12V11H182ZM212 12H213V10H212ZM17 13V12H16ZM22 13V12H21ZM69 13V12H68ZM67 13V14H68ZM76 13H78V12H76ZM179 13V12H178ZM178 13H177V15H178ZM180 13H181V11H180ZM237 13V12H236ZM245 13H246V11H245ZM18 14H19V12H18ZM93 14H94V10H93ZM166 14H169L168 13V11H167V13ZM232 14V13H231ZM72 15V14H71ZM76 15V14H75ZM91 15V14H90ZM241 15V14H240ZM243 15V14H242ZM92 16V15H91ZM169 16V15H168ZM215 16V15H214ZM213 16V17H214ZM69 17V16H68ZM88 17V16H87ZM93 17V16H92ZM153 17H155V16H153ZM171 17V16H170ZM177 17V16H176ZM227 17V16H226ZM237 17V16H236ZM254 17V16H253ZM259 17H261V16H259ZM258 17V18H259ZM86 18V17H85ZM96 18V17H95ZM134 18H135V16H134ZM167 19L166 20H168V17H166ZM178 18H179V16H178ZM215 18V17H214ZM229 18V17H228ZM244 18V17H243ZM3 19V18H2ZM77 19V18H76ZM89 19H91V18H89ZM93 20H94V18H92ZM91 19V20H92ZM136 19V18H135ZM160 19V18H159ZM173 19V18H172ZM175 19V18H174ZM216 19V18H215ZM237 19V18H236ZM260 19V18H259ZM69 20H70V18H69ZM80 20V19H79ZM78 20V21H79ZM163 20V19H162ZM178 20V19H177ZM176 20V21H177ZM217 20V19H216ZM253 20V19H252ZM68 21V20H67ZM71 21V20H70ZM82 21V20H81ZM95 21V20H94ZM93 21V22H94ZM159 21V20H158ZM214 21V20H213ZM212 21V22H213ZM232 21V20H231ZM77 22V21H76ZM86 22V21H85ZM96 22V21H95ZM163 22H164V24L165 23H168L169 24V22H165V20H163ZM238 22V21H237ZM241 22V21H240ZM242 22H244V21H242ZM241 22V23H242ZM255 22V21H254ZM52 23V22H51ZM87 23H89L88 21H87ZM110 23V24H109ZM175 23H177V22H175ZM207 22H205V24H206ZM256 23V22H255ZM259 23V22H258ZM80 24H82V23H80ZM158 24H160L161 25V23H158ZM167 24V25H168ZM204 24V23H203ZM209 24V23H208ZM207 24V25H208ZM210 24H211V21H210ZM262 24V23H261ZM50 25V24H49ZM48 25V26H49ZM90 25H92V24H90ZM138 25V24H137ZM136 25V26H137ZM167 25H164V26H166L167 27ZM178 25V24H177ZM176 25V26H177ZM195 25V26H196ZM260 25V24H259ZM263 25H264V23H263ZM69 26V25H68ZM135 26V27H136ZM163 26V25H162ZM163 26V27H164ZM192 26V27H191ZM209 26V25H208ZM218 26H219V24H218ZM224 26V25H223ZM227 26V25H226ZM239 26V25H238ZM258 26V25H257ZM75 27V26H74ZM74 27H73V29H74ZM99 27V28H100ZM110 27V26H109ZM108 27V28H109ZM171 27V26H170ZM174 27V26H173ZM207 27V26H206ZM205 27V28H206ZM255 27V26H254ZM70 28V27H69ZM160 28V27H159ZM169 28V27H168ZM202 28V27H201ZM208 28V27H207ZM217 28V27H216ZM221 28V27H220ZM227 28V27H226ZM243 28V27H242ZM84 29V28H83ZM136 29V28H135ZM134 29V30H135ZM162 29V28H161ZM164 29H165V27H164ZM167 29V28H166ZM174 29H176V28H174ZM189 29H191L192 30V32L189 34L188 33V30ZM203 29V28H202ZM210 29V28H209ZM245 29V28H244ZM251 29V28H250ZM261 29V28H260ZM259 29V30H260ZM72 30V29H71ZM105 30H107L108 32H109V30L108 29H106L105 28ZM200 31H201V29H199ZM220 30V29H219ZM225 30V29H224ZM247 30V29H246ZM253 30V29H252ZM257 30V29H256ZM258 30V31H259ZM73 31V30H72ZM76 31H78V30H76ZM101 31V30H100ZM163 31H166V30H163ZM174 31H176V30H174ZM196 31L198 32L197 34H196ZM205 31V30H204ZM229 31V30H228ZM261 31V30H260ZM84 32V31H83ZM103 32V31H102ZM162 32V31H161ZM167 32V31H166ZM169 32V31H168ZM167 32V33H168ZM226 32V31H225ZM74 33V32H73ZM79 33V32H78ZM107 35L106 36H108V33L107 32H105ZM105 33L103 32V34L105 35ZM137 33H138V31H137ZM165 33V32H164ZM202 33V32H201ZM243 33V32H242ZM248 33H250V32H248ZM248 33H247V35H248ZM253 33V32H252ZM259 33V32H258ZM101 34V33H100ZM110 34V33H109ZM145 34H147V33H145ZM153 34V33H152ZM151 34V35H152ZM157 34V33H156ZM169 34V33H168ZM194 34H196V35H194ZM206 34V33H205ZM214 34H215V32H214ZM220 34V33H219ZM255 34V33H254ZM262 35H263V32L261 33ZM132 35V34H131ZM149 35V34H148ZM162 34H160V36H161ZM199 35V34H198ZM198 35H197V37H198ZM218 35V34H217ZM229 35V34H228ZM232 35H234V34H232ZM249 35H251V34H249ZM253 35V34H252ZM93 36V35H92ZM138 36V35H137ZM230 36V35H229ZM245 36V35H244ZM254 36V35H253ZM252 36V37H253ZM260 36V35H259ZM47 37V36H46ZM97 37V36H96ZM109 37V36H108ZM108 37H106V38H104V36L102 35V38H104L105 40L108 38ZM140 37V36H139ZM147 37V36H146ZM235 37V36H234ZM246 37H248V36H246ZM252 37L251 36H249L247 39H246V42L244 43V47H243V45H241L242 47H243V51H242V56H241V54H240V56H241V59H242V64H241V66L239 67V69H238V73H241V72H245V70H246V67H245V65H246V63L248 62V59H250L251 57V54H252V50H254V43H256L255 42V40H256V37H255V40H253L252 39ZM260 37H262V36H260ZM76 38H78V37H76ZM110 38V37H109ZM114 38V37H113ZM135 38V37H134ZM142 38V37H141ZM153 38V37H152ZM157 38H158V36H157ZM199 38V37H198ZM197 38V39H198ZM233 38V37H232ZM3 39V38H2ZM2 39H0V40H2ZM146 39V38H145ZM159 39H160V41H161V38L159 37ZM231 39V38H230ZM236 39V38H235ZM241 39V38H240ZM261 39V38H260ZM263 39V38H262ZM5 40V39H4ZM44 40H46V38L44 39ZM100 40V39H99ZM110 40H112V35H111V39ZM154 39H152V41H153ZM156 40V39H155ZM181 40V39H180ZM202 40V39H201ZM200 40V41H201ZM237 40V39H236ZM49 41V40H48ZM76 41V40H75ZM150 41V40H149ZM156 41H158V40H156ZM163 41V40H162ZM229 41V40H228ZM231 41V40H230ZM241 41V40H240ZM245 41V40H244ZM68 42H69V40H68ZM105 42H108V40L107 41H105ZM134 42V41H133ZM159 42V41H158ZM174 42V41H173ZM199 42V41H198ZM202 42V41H201ZM203 42H205V40H203ZM219 42V41H218ZM242 42V41H241ZM111 43H112V41H111ZM155 42H153V44H154ZM157 43V42H156ZM161 43V42H160ZM159 43V44H160ZM175 43H176V41H175ZM264 43V42H263ZM0 44H2V46H3V44L4 43H0ZM64 44V43H63ZM103 44V43H102ZM152 44V43H151ZM152 44V45H153ZM218 44V43H217ZM242 44V43H241ZM67 45V44H66ZM117 45V44H116ZM127 46H126V48L128 47H130V46H128V44H126ZM138 45H142V43L141 44H138ZM156 45V44H155ZM158 45V44H157ZM161 45V46H162ZM203 45V44H202ZM1 46V45H0ZM43 46V45H42ZM42 46H40V47H42ZM68 46H69V44H68ZM76 46V45H75ZM154 46V45H153ZM165 46H163L164 47V49H165ZM170 46V45H169ZM215 46V45H214ZM238 46H240V45H238ZM73 47V46H72ZM154 47H156V46H154ZM158 47V46H157ZM156 47V48H157ZM172 47V46H171ZM178 47V46H177ZM11 48V50H9ZM62 48H64V47H62ZM115 48V47H114ZM114 48H112V49H114ZM117 48V47H116ZM148 48V47H147ZM166 48H168V47H166ZM184 48V49H185ZM205 48V47H204ZM214 48V47H213ZM219 48H220V46H219ZM222 48V47H221ZM256 48V47H255ZM2 49V48H1ZM111 49V48H110ZM111 49V50H112ZM151 48H149V50H150ZM158 49V48H157ZM157 49H155L154 48V50H155V52H156V50ZM159 49H160V46H159ZM158 49V50H159ZM163 49V50H164ZM172 49V48H171ZM170 49V50H171ZM259 49V48H258ZM75 50V49H74ZM114 50H116V49H114ZM135 50V49H134ZM153 50V49H152ZM151 50V51H152ZM154 50H153V52H154ZM161 50H162V47H161ZM162 50V51H163ZM168 50V49H167ZM204 50V49H203ZM222 50V49H221ZM10 51V52H9ZM70 51V50H69ZM76 51V50H75ZM108 51V50H107ZM121 52H120V56H122V57H124L125 55H124V53H125V48L123 47V49L122 50H120ZM150 51V53H151V55H154V53L153 52H151ZM181 51V50H180ZM226 51V50H225ZM228 51V50H227ZM71 52V51H70ZM104 52V51H103ZM112 52H114V51H112ZM204 52V51H203ZM217 52V51H216ZM262 52H263V50H262ZM40 53V52H39ZM66 53V52H65ZM69 53V52H68ZM127 53V52H126ZM160 53H162L161 51H160ZM159 53V54H160ZM184 53H185V51H184ZM256 53V52H255ZM157 55H158V53H156ZM204 54V53H203ZM263 54H264V52H263ZM38 55V54H37ZM41 55V54H40ZM73 55H74V53H73ZM72 55V56H73ZM90 55V54H89ZM117 55V54H116ZM149 56H150V54H148ZM170 55V54H169ZM206 55H207V53H206ZM225 55V54H224ZM261 55V54H260ZM33 56V55H32ZM42 56V55H41ZM120 56H119V58H120ZM141 56V55H140ZM166 56V55H165ZM187 56V57H188ZM194 56V55H193ZM209 56V55H208ZM263 56V55H262ZM103 57V56H102ZM106 57V56H105ZM121 57V58H122ZM151 57V56H150ZM167 57H169V56H167ZM192 57V56H191ZM243 57V58H242ZM250 57V58H249ZM257 57V56H256ZM32 58V57H31ZM76 58H77V56H76ZM82 58V57H81ZM80 58V59H81ZM107 58V57H106ZM116 58H117V56H116ZM133 58V57H132ZM131 58V59H132ZM153 58H154V56H153ZM174 58H176L175 56H174ZM173 58V59H174ZM193 58V65H194V57H192ZM4 59H6V58H4ZM171 59V58H170ZM189 61H191L190 59H189V57L187 58ZM225 59V58H224ZM230 59H232V58H230ZM43 60V59H42ZM84 59H82V61H83ZM103 60V59H102ZM101 60V61H102ZM104 60H105V58H104ZM103 60V61H104ZM118 60L119 59H117L116 61H117V64H118ZM121 60V59H120ZM152 60H154V59H152ZM167 60V59H166ZM172 60V59H171ZM171 60L169 61V62H171ZM185 60V59H184ZM236 60V59H235ZM134 61V60H133ZM155 61V60H154ZM176 61V60H175ZM186 61V60H185ZM184 61V62H185ZM230 61V60H229ZM240 61V60H239ZM11 62V61H10ZM19 62V61H18ZM138 62H140L139 60H138ZM151 61H145L144 62V64L142 65V67L141 68H139V70L137 71V69H136V73H135V78H133V81L131 82V84H130V86H129V90L127 89V87H126V89L125 90H128V92H127V95H126V97H125V95H124V92L121 90V87H122V84L123 85H125V82L127 83V82H129L128 81V79L126 78V80L127 81H125V76H124V80L123 79H120V80H123V81H125V82H121L120 84L121 85H119V91L121 90L122 92H123V95H124V99L120 102V107L118 106L117 108H120V109H118V110H120V112H118V113H121V115H120V122H124L123 120H124V117L126 116V115H129L130 114V116L132 115V113L130 112V110L132 109V107H133V104L134 103H136V105H137V102H138V100L137 99H139V98H137V97H139V96H136L137 94H136V91H137V89L136 88H138V86H143V88L145 87L144 85L145 84H147L150 80H151V76H150V69L148 70L147 68H148V64L150 63ZM162 62V61H161ZM167 62V61H166ZM165 62V63H166ZM187 62V61H186ZM197 62V61H196ZM226 62H227V60H226ZM233 62V61H232ZM256 62V61H255ZM6 63V62H5ZM9 63V62H8ZM7 63V64H8ZM84 63V62H83ZM136 63V62H135ZM152 63V62H151ZM228 63V62H227ZM226 63V64H227ZM237 63V62H236ZM240 63V62H239ZM238 63V64H239ZM249 63H251V62H249ZM17 64V63H16ZM16 64H15V62H14V64H13V66L10 68L9 66H7V65H5V67L7 66V68L9 67V69H7L6 71H5V69H4V71L6 72V73H9V72H11V71H13V70H16L17 68V66H16ZM22 64V63H21ZM24 64V63H23ZM25 64H26V62H25ZM33 64H34V62H33ZM128 64V66H129V68H128V70L129 69H132V66H130L131 64H129V63H127ZM142 64V63H141ZM178 64V63H177ZM184 64V63H183ZM188 64V63H187ZM190 64V63H189ZM224 63H222V65H223ZM256 64H259V63H256ZM3 65V64H2ZM120 65V64H119ZM119 65H118V68H119ZM136 65V64H135ZM150 65V64H149ZM166 65V64H165ZM169 65V64H168ZM201 65V64H200ZM231 65V64H230ZM237 65V64H236ZM11 66V65H10ZM23 66H25V65H23ZM35 66H37V65H35ZM44 66V65H43ZM117 66V65H116ZM137 66V65H136ZM139 66V65H138ZM160 66V65H159ZM173 66H174V64H173ZM184 66H185V64H184ZM227 66V65H226ZM238 66V65H237ZM248 66V65H247ZM94 67V66H93ZM115 67V66H114ZM131 67V68H130ZM151 67H152V65H151ZM166 67V66H165ZM164 66H163V68H165ZM180 67V66H179ZM258 67V66H257ZM1 68V67H0ZM38 68V67H37ZM118 68H115L116 70H113V71H117V69ZM167 68V67H166ZM165 68V69H166ZM169 68V67H168ZM167 68V69H168ZM182 68H183V66H182ZM192 68V67H191ZM190 68V69H191ZM199 68V67H198ZM197 68V69H198ZM230 68V67H229ZM228 68V69H229ZM2 69V68H1ZM25 69V68H24ZM39 69V68H38ZM43 69V68H42ZM58 69V68H57ZM61 69V68H60ZM95 67L93 68V70H91V71H88L87 73H85V74H87L85 77H87V78H85V81H84V83H83V85L81 84L82 82H80V84L82 85V88H81V90L79 91L80 93H79V95L77 96L78 98H77V100L76 101H79L78 102V104H77V102L76 103H74V105L76 104V105H78V110H79V112H80V114H85V115H89V114H91L92 116H90L89 115V117H96V115H98V117L101 119V120H104V119H106V120H108L106 117H109V115H108V105L109 106H111V102H113L112 100H113V97H114V93H115V90L117 91V88H115V86H114V84H113V86H111V87H109L110 89L107 91V89H108V85L111 83V81H110V83H109V79H111L110 78V72H109V70H106L105 69V67H104V63H102V64H100L99 66H98V68H96L95 70ZM108 69V68H107ZM164 69V70H165ZM181 69V68H180ZM193 69V68H192ZM201 69V68H200ZM257 69V68H256ZM259 69V68H258ZM3 70V69H2ZM41 70V69H40ZM125 70V69H124ZM135 70V69H134ZM133 70V71H134ZM164 70H161V71H164ZM169 70V69H168ZM184 69H182V71H183ZM196 70V69H195ZM231 70V69H230ZM28 71V70H27ZM37 71V70H36ZM43 71V70H42ZM84 71V70H83ZM96 71H99V73H100V71L102 72V73H100L102 76H99V77H101L100 79L98 78V80H97V82L96 83H94L93 82V80L92 79H96V77L95 78H92L93 76V74L96 72ZM156 71V70H155ZM190 71V70H189ZM201 70H199V72H200ZM216 71V70H215ZM233 71V70H232ZM257 71V70H256ZM17 71H15V73H16ZM250 72V71H249ZM252 72V71H251ZM259 72V71H258ZM6 73H4V72H1L0 73V87H2V89H4L3 88V85H4V80H6V79H8V78H6V77H4L5 76V74ZM45 73V72H44ZM97 73V72H96ZM99 73H97V74H99ZM118 73V72H117ZM117 73H114V75L115 74H117ZM129 73V72H128ZM154 74L153 75H155V72H153ZM159 73H160V71H159ZM163 73V72H162ZM185 73V72H184ZM202 73V72H201ZM237 73V74H238ZM10 75H13L12 74V72L11 73H9ZM18 74V73H17ZM19 74H20V72H19ZM83 74V73H82ZM111 74H112V72H111ZM152 74V73H151ZM164 74V73H163ZM163 74H161V75H163ZM168 74V73H167ZM180 74V73H179ZM182 74V73H181ZM187 74V73H186ZM223 74H225V73H223ZM222 74V75H223ZM254 74V73H253ZM8 75V74H7ZM9 75V76H10ZM71 75H72V73H71ZM77 75V74H76ZM114 75L112 76V77H114ZM120 75V74H119ZM166 75V74H165ZM185 75V74H184ZM188 75H190V74H188ZM187 75V76H188ZM216 75V74H215ZM42 76H43V74H42ZM46 76V75H45ZM117 76L118 75H116V78H117ZM121 76V75H120ZM128 76V75H127ZM149 76H150V78H149ZM155 76H158V75H155ZM181 76V75H180ZM193 76V75H192ZM199 76H201V75H199ZM228 76V75H227ZM234 76V75H233ZM238 76V75H237ZM241 76H243V75H241ZM11 77V76H10ZM54 77V76H53ZM83 77V76H82ZM81 77V78H82ZM119 77V76H118ZM123 77V76H122ZM178 77H179V75H178ZM190 77V76H189ZM196 77V76H195ZM198 77V76H197ZM196 77V78H197ZM223 77H224V75H223ZM222 77V78H223ZM232 77V76H231ZM235 77V76H234ZM19 78V77H18ZM55 78V77H54ZM53 78V79H54ZM84 78H82L83 80H84ZM131 78H132V76H131ZM155 78V77H154ZM157 78V77H156ZM161 78V77H160ZM219 78V77H218ZM236 78V77H235ZM243 78V77H242ZM56 79V78H55ZM73 79V78H72ZM76 79V78H75ZM114 79H115V77H114ZM119 79V78H118ZM149 79V80H148ZM162 79H163V77H162ZM165 79V78H164ZM176 79V78H175ZM78 80H80V79H78ZM116 80V79H115ZM153 80V79H152ZM152 80L150 81V82H152ZM155 81H156V79H154ZM158 80V82H156V83H159V82H161V81H159V79H157ZM167 80H169V79H167ZM166 80V81H167ZM173 80V79H172ZM177 80V79H176ZM175 80V81H176ZM180 80V79H179ZM228 80V79H227ZM245 80V79H244ZM247 81H248V79H246ZM250 80V79H249ZM22 81V80H21ZM117 81V80H116ZM155 81H153L154 83H155ZM163 81V80H162ZM165 81V80H164ZM174 81V80H173ZM215 81V80H214ZM219 81H220V79H219ZM251 81V80H250ZM8 82V81H7ZM25 82V81H24ZM51 81H49V83H50ZM62 82H64V81H62ZM78 82V81H77ZM77 82H75V84L77 83ZM113 83H114V80L112 81ZM168 82V81H167ZM221 82V81H220ZM246 82V81H245ZM32 83H34V82H32ZM79 83V82H78ZM77 83V84H78ZM109 83V84H108ZM154 83H149L150 85H152L151 87H153V86H155L154 85ZM176 83V82H175ZM179 83V82H178ZM181 83H183V82H181ZM180 83V84H181ZM241 83V82H240ZM248 83V82H247ZM250 83V82H249ZM30 84V83H29ZM72 84V83H71ZM76 84V85H77ZM167 84V83H166ZM174 84V83H173ZM204 84V83H203ZM208 84V83H207ZM233 84H235V83H233ZM5 85L6 86H4L5 87V90L6 89H8V88H6L8 85L5 83ZM12 85V84H11ZM16 85V84H15ZM19 85V87H20V84H18ZM35 85V84H34ZM75 85V86H76ZM117 85V84H116ZM160 85V84H159ZM161 85H163V84H161ZM160 85V86H161ZM168 85V84H167ZM166 85V86H167ZM199 85V84H198ZM212 85V84H211ZM236 85V84H235ZM246 85V84H245ZM249 85V84H248ZM51 86V85H50ZM74 86V87H75ZM80 86V85H79ZM79 86L77 87H75V89H73V90H76L77 88H79ZM149 86V85H148ZM169 86V85H168ZM167 86V87H168ZM188 86H189V84H188ZM202 86V85H201ZM210 86V84L208 85V87ZM8 87H10V86H8ZM18 87V86H17ZM16 86H14L13 88H15V90H16V88H17ZM18 87V88H19ZM22 87V86H21ZM19 88V89H22V88ZM31 87V86H30ZM33 87V86H32ZM69 87V86H68ZM73 87V88H74ZM107 87V88H106ZM117 87V86H116ZM125 87V86H124ZM150 87V86H149ZM156 87V86H155ZM170 87H172V86H170ZM177 87H180L179 86V84H178V86ZM183 87V85L181 86V88ZM205 87H207V86H205ZM243 87V86H242ZM11 88V87H10ZM24 88H25V85H24ZM53 88V87H52ZM104 88H106V93L103 95V96H101V98H99V95H100V92H101V90L102 89H104ZM123 88V87H122ZM140 88V87H139ZM138 88V89H139ZM157 88V87H156ZM160 88V87H159ZM164 88L166 89V87L164 86ZM173 88V87H172ZM189 88V87H188ZM195 88H196V86H195ZM198 88V87H197ZM227 88V87H226ZM235 88V87H234ZM252 88V87H251ZM256 88H257V86H256ZM124 89V88H123ZM148 89V88H147ZM149 89H151V88H149ZM152 89H154V88H152ZM158 89V88H157ZM161 89H163V88H161ZM178 89H180V88H178ZM187 89V88H186ZM205 90H206V88H204ZM208 89V88H207ZM235 89H238V87L237 88H235ZM234 89V90H235ZM1 90V89H0ZM4 90V91H5ZM11 90H13L12 88H11ZM18 90V89H17ZM16 90V91H17ZM34 90V89H33ZM56 90V89H55ZM73 90H72V92H73ZM144 90V89H143ZM155 90V89H154ZM159 90V89H158ZM233 90V91H234ZM241 90V89H240ZM250 90V89H249ZM7 91V90H6ZM5 91V92H6ZM23 91V90H22ZM22 91H21V93H22ZM24 91H26L25 89H24ZM37 91V90H36ZM78 91L76 92V93H78ZM104 91V90H103ZM161 91V90H160ZM163 91V90H162ZM200 91H201V88H200ZM202 91H204V90H202ZM227 91H229V89L227 90ZM243 91V90H242ZM245 91V90H244ZM262 91V90H261ZM13 92V91H12ZM11 92V93H12ZM18 92L20 93V91L18 90ZM54 92V91H53ZM59 92V91H58ZM67 92V91H66ZM121 92V93H122ZM140 92V91H139ZM138 92V93H139ZM145 92V91H144ZM152 92V91H151ZM155 92H157V90L155 91ZM155 92H153L154 93V95L155 96H153L154 98L156 97V95L157 94H155ZM159 92V91H158ZM197 92H199V90H197ZM217 92V91H216ZM215 92V93H216ZM225 92V91H224ZM238 92H240V91H238ZM1 93V92H0ZM7 93V92H6ZM9 93V92H8ZM16 93V92H15ZM18 93V94H19ZM45 93V92H44ZM61 93H65V92H61ZM120 93V92H119ZM125 93H126V91H125ZM143 92H141V94H142ZM147 94L145 95V96H147L148 95V93H149V95L150 96H152L151 94L152 93H150V92H146ZM163 93H164V91H163ZM162 93V94H163ZM189 93H190V90H189ZM196 92H194V94H195ZM202 93V92H201ZM205 93V92H204ZM218 93V92H217ZM235 93V92H234ZM248 93V92H247ZM254 93V92H253ZM1 94H4V92L3 93H1ZM18 94H12V96L15 98L13 101V103H15V105H16V103H17V98L20 96H22V95H19L18 96ZM46 94V93H45ZM136 94V95H135ZM160 94H161V92H160ZM233 94V93H232ZM239 94V93H238ZM237 93H236V96H235V98L237 99V95H238ZM241 94V93H240ZM246 94V93H245ZM11 95V94H10ZM61 95V94H60ZM72 95V97H75V95H77V94H71ZM164 95V94H163ZM162 95V96H163ZM180 95V94H179ZM184 95V94H183ZM204 95V94H203ZM215 95V94H214ZM213 95V98L217 95H215L214 96ZM228 95V94H227ZM233 95H235V94H233ZM250 95V94H249ZM2 96V95H1ZM8 96V95H7ZM5 97V94H4V100L2 101L3 103H1L0 104V112H1V114H0V133L1 132H3V130L6 128V127H8L10 124H13L15 121V119L16 118H14V120H13V117H10V113L8 112L7 113V111H5L6 110V108L7 107H9V105H8V103L9 102H12V101H9V97ZM10 97V98H13V97ZM70 96V95H69ZM144 96V97H145ZM158 96H159V93H158ZM166 96V95H165ZM188 96V95H187ZM202 96V95H201ZM225 96V95H224ZM230 96H232L231 94H230ZM240 96V95H239ZM3 97V96H2ZM123 97V96H122ZM153 97H152V99H153ZM179 97V96H178ZM189 97V96H188ZM191 97V96H190ZM241 97H242V95H241ZM240 97V98H241ZM249 97V96H248ZM261 97H263V96H261ZM23 98H24V95H23ZM64 98V97H63ZM62 98V99H63ZM69 98V97H68ZM151 98V97H150ZM164 98V97H163ZM163 98H162V100H163ZM167 98V97H166ZM183 98V97H182ZM186 98V97H185ZM192 98V97H191ZM225 98H227V97H225ZM22 99V98H21ZM58 99V98H57ZM147 99V98H146ZM145 99V100H146ZM158 99V98H157ZM161 99V98H160ZM160 99H158V100H160ZM195 99V98H194ZM232 99V98H231ZM239 99V98H238ZM252 99V98H251ZM1 100V99H0ZM10 100H12V99H10ZM44 100V99H43ZM65 100V99H64ZM70 100V99H69ZM140 100H141V98H140ZM147 100H149L150 101V99H147ZM154 100V99H153ZM27 101V100H26ZM54 101V100H53ZM56 101V100H55ZM72 101V100H71ZM116 101V100H115ZM135 101H137V102H135ZM142 101H144V100H142ZM155 101H157V100H155ZM154 101V102H155ZM164 101V100H163ZM162 101V102H163ZM181 101V100H180ZM185 101V100H184ZM194 101V100H193ZM195 101H196V99H195ZM226 101V100H225ZM231 102L233 101V99L232 100H230ZM235 101V100H234ZM248 101V100H247ZM64 102V101H63ZM140 102V101H139ZM152 102V101H151ZM159 102V101H158ZM166 102V101H165ZM181 102H183V99H182V101ZM189 102L191 103V101L189 100ZM188 102V103H189ZM236 102V101H235ZM239 102V101H238ZM237 102V103H238ZM246 102V101H245ZM263 102V101H262ZM12 103V104H13ZM21 102H19V105H21L20 104ZM29 103V102H28ZM64 103H66V102H64ZM64 103H62L63 104V106H64ZM68 103H69V101H68ZM67 103V104H68ZM73 103V102H72ZM142 103V102H141ZM176 103V102H175ZM174 103V104H175ZM196 103V102H195ZM207 103V102H206ZM215 103V102H214ZM6 104L8 105V106H6ZM11 104V105H12ZM53 104H54V102H53ZM140 104V103H139ZM147 104V102L145 103V105ZM148 106H149V108L151 107V105H152V103L150 104L149 102H148ZM161 104V103H160ZM166 104V103H165ZM182 104V103H181ZM185 104H186V102H185ZM193 104V103H192ZM205 104V103H204ZM224 104H225V102H224ZM232 104V103H231ZM235 104V103H234ZM10 105V106H11ZM56 105V104H55ZM88 105V106H87ZM141 105V104H140ZM140 105H138V106H140ZM209 105V104H208ZM212 105H213V103H212ZM248 105V104H247ZM254 105V104H253ZM13 106L14 105H12V108H13ZM16 106H18V105H16ZM33 106V105H32ZM53 106V105H52ZM63 106H62V109L60 110V111H62L64 108H66V106L63 108ZM68 106V105H67ZM70 106H71V104H70ZM135 106V105H134ZM142 106H144V104L143 105H141V109L142 108H144V107H142ZM154 106V105H153ZM163 106H166V105H163ZM162 106V107H163ZM175 106H176V104H175ZM187 106V105H186ZM193 106V105H192ZM195 106V105H194ZM205 106V105H204ZM229 106V105H228ZM232 106V105H231ZM230 106V107H231ZM243 106H245V105H243ZM18 107H21L20 109H22V106H18ZM17 107V108H18ZM56 107V106H55ZM72 107H74L73 105L71 106V108L70 109H72ZM114 107V106H113ZM136 107V106H135ZM161 107V106H160ZM159 107V108H160ZM161 107V108H162ZM188 107V106H187ZM191 107V106H190ZM189 107V108H190ZM206 107V106H205ZM211 107H213V106H211ZM215 107V106H214ZM239 107V106H238ZM253 107V106H252ZM261 107V106H260ZM26 108V107H25ZM31 108V107H30ZM53 108V107H52ZM76 108H77V106H76ZM140 108V107H139ZM145 108H148L147 106L145 107ZM149 108L147 109V110H149ZM152 108V107H151ZM157 109V110H159V111H161L160 109ZM181 108V107H180ZM194 108V107H193ZM242 108V107H241ZM8 110L10 109V108H7ZM14 109H15V107H14ZM19 109V108H18ZM112 109V108H111ZM141 109H139L140 111H141ZM165 109V108H164ZM164 109H163V111H164ZM188 109V108H187ZM203 109V108H202ZM210 109V108H209ZM220 109H221V107H220ZM233 109V108H232ZM236 109H237V107H236ZM239 109V108H238ZM245 109V108H244ZM253 109V108H252ZM11 111L13 110V109H10ZM72 110H76V109H72ZM71 110V111H72ZM133 110H135V114H136V109L133 107V109H132V111ZM146 110V109H145ZM145 110L143 109V111L145 112ZM152 110H153V108H152ZM152 110H151V113H153L152 112ZM168 110V109H167ZM242 110V109H241ZM248 110H250V109H248ZM16 111H17V109H16ZM15 111V112H16ZM21 111V110H20ZM29 111V110H28ZM31 111V110H30ZM35 111V110H34ZM33 111V112H34ZM59 111V112H60ZM64 111V110H63ZM65 111H66V109H65ZM64 111V112H65ZM110 111V110H109ZM139 111V112H140ZM143 111H141L142 113H144ZM156 111V110H155ZM211 111V110H210ZM224 111V110H223ZM245 111V110H244ZM243 111V112H244ZM246 111H247V109H246ZM262 111V110H261ZM18 112H19V110H18ZM22 112V111H21ZM20 112V113H21ZM44 112V111H43ZM58 112V111H57ZM68 112H69V110H68ZM72 112H74V111H72ZM72 112H71V114H72ZM78 112V113H79ZM112 112V111H111ZM134 112V111H133ZM157 112V111H156ZM242 112V111H241ZM249 112H251V111H249ZM7 113V114H6ZM12 113V112H11ZM25 113V112H24ZM23 113V114H24ZM32 113V112H31ZM60 113H63V112H60ZM59 113V114H60ZM75 113H76V111H75ZM127 113H129V114H127ZM138 113V112H137ZM159 113V112H158ZM163 113V112H162ZM6 114V115H5ZM17 113H15V115H16ZM23 114H21V117H22V115ZM35 114V113H34ZM43 114V113H42ZM67 113H65V115H66ZM135 114H133V116L135 115ZM141 113H139V115H140ZM145 114V113H144ZM147 114V113H146ZM149 114H150V112H149ZM224 114V113H223ZM226 114V113H225ZM229 114V113H228ZM228 114H226V115H228ZM263 114V113H262ZM13 115H14V113H13ZM25 115V114H24ZM28 115V114H27ZM61 115V114H60ZM64 115V114H63ZM65 115H64V118H65V120H66V117H65ZM74 115H76L77 116V114H74ZM108 115V116H107ZM115 115V114H114ZM119 115H118V117H119ZM137 115V114H136ZM142 115V114H141ZM155 115L157 116V114L155 113ZM154 115V116H155ZM230 115V114H229ZM231 115H232V113H231ZM248 115V114H247ZM12 116V115H11ZM17 116H18V114H17ZM44 116V115H43ZM46 116V115H45ZM44 116V118L42 117V119H45L46 117ZM73 116V115H72ZM71 116V117H72ZM147 116V115H146ZM155 116V117H156ZM162 116V115H161ZM208 116V115H207ZM240 116V115H239ZM262 116V115H261ZM19 117V118H18ZM17 118L19 119V120H21L20 118V116H18ZM31 117H33V116H31ZM30 117V118H31ZM41 117V116H40ZM39 117V118H40ZM50 117V116H49ZM48 117V118H49ZM53 117H54V115L53 116H51V118L53 119ZM59 117H61V119L60 120H62V116H59ZM68 117H69V115H68ZM71 117H69V118H71ZM77 117H79V116H77ZM129 117V116H128ZM205 117V116H204ZM227 117V116H226ZM234 117V116H233ZM241 117V116H240ZM260 117V116H259ZM37 118H38V116H37ZM50 118V119H51ZM56 118V117H55ZM63 118V119H64ZM76 118V117H75ZM82 118V117H81ZM81 118L79 119V120H81ZM85 118V117H84ZM83 118V119H84ZM116 118V117H115ZM133 118V117H132ZM137 118H139V116L137 117ZM143 118H145L144 116H143ZM152 118H153V114H152ZM193 118V117H192ZM195 118V117H194ZM207 118H209V117H207ZM211 118H213V117H211ZM11 119L14 121L13 123H10L11 122ZM17 119V120H18ZM27 119H29V117H27ZM52 119H51V121H52ZM68 119V118H67ZM73 119V118H72ZM71 119V120H72ZM77 119L78 118H76V121H77ZM83 119L81 120L82 122H83ZM86 119V118H85ZM84 119V120H85ZM92 119V118H91ZM118 119V118H117ZM126 119L127 120H129V118H127V116H126ZM141 119H142V116H141ZM146 119V118H145ZM159 119H161L160 117H159ZM159 119H157L158 121H159ZM210 119V118H209ZM46 120V119H45ZM70 120V121H71ZM78 120V121H79ZM87 120V119H86ZM93 120V119H92ZM154 120H155V118H154ZM156 120V121H157ZM205 120V119H204ZM208 120V119H207ZM262 120V119H261ZM33 121V120H32ZM32 121H30V122H32ZM42 121H44V120H41V118H40V123H42ZM50 121V122H51ZM53 121H54V119H53ZM55 121H58V115H57V120H55ZM80 121V122H81ZM89 121H91L90 119H89ZM88 121V122H89ZM114 121V120H113ZM139 121H140V119H139ZM142 122H143V120H141ZM145 121V120H144ZM147 121V120H146ZM148 121H149V119H148ZM151 121H153V120H151ZM157 121V122H158ZM210 121V120H209ZM239 121V120H238ZM245 121V120H244ZM20 122V121H19ZM26 122V121H25ZM24 122V123H25ZM59 122V121H58ZM63 122V121H62ZM65 122V121H64ZM68 122V121H67ZM67 122H65V123H67ZM72 122H73V120H72ZM71 122V123H72ZM94 122H95V120H94ZM94 122H93V124H94ZM96 122H97V120H96ZM100 122H102V121H100ZM104 122V121H103ZM118 122V121H117ZM120 122L118 123V124H120ZM128 122V121H127ZM134 123H135V121H133ZM132 122V123H133ZM136 122H137V119H136ZM150 122V121H149ZM148 122V123H149ZM154 122V121H153ZM166 122V121H165ZM189 122V121H188ZM211 122V121H210ZM214 122V121H213ZM237 122V121H236ZM240 122V121H239ZM241 122H243V121H241ZM248 122V121H247ZM264 122V121H263ZM17 123V122H16ZM16 123H14V125L16 124ZM27 123V122H26ZM40 123H38L39 125H40ZM52 123V122H51ZM53 123H55V122H53ZM76 123V122H75ZM86 122L84 121V123L83 124H85ZM98 123V125H99V122H97ZM97 123H95V124H97ZM124 123H126V121L124 122ZM128 123H130V122H128ZM127 123V124H128ZM134 123L133 124H131L132 126L134 125ZM138 123V122H137ZM140 123V122H139ZM138 123V124H139ZM147 123V122H146ZM151 123L152 122H150V125H151ZM156 123V122H155ZM229 123V122H228ZM244 123V122H243ZM20 124V123H19ZM28 124H30V123H28ZM34 124V123H33ZM61 124V123H60ZM70 124V123H69ZM74 124V123H73ZM89 124V123H88ZM91 125V124H89V128L90 127H93V129L95 130V131H93V132H91V130H93V129H91L90 130V132L88 133V131L89 130H86L87 131V133L88 134H86L84 137V141H83V144L81 145V148H80V150H82V151H84V153H87V152H91V153H93L94 152V154H99V150L100 149H102V147H103V128H102V123L98 126V127H96V126H94V125ZM122 124V123H121ZM121 124L119 125V126H121ZM136 124V123H135ZM137 124V126H135V127H138L139 125ZM144 124V122L141 124V125H143ZM153 124V123H152ZM165 124V123H164ZM175 124V123H174ZM249 124V123H248ZM250 124H251V122H250ZM250 124H249V126H250ZM17 125V124H16ZM21 125V124H20ZM20 125H19V127H20ZM65 125V124H64ZM91 125V126H90ZM114 125V124H113ZM125 126H126V124H124ZM145 125V124H144ZM143 125V126H144ZM154 125V124H153ZM156 125V124H155ZM158 125V124H157ZM193 125V124H192ZM238 125V124H237ZM262 125V124H261ZM24 126V125H23ZM34 126H36V125H34ZM41 126V125H40ZM55 126H57V124L55 125ZM54 126V127H55ZM67 126H70V125H68L67 124ZM72 126V125H71ZM80 126H81V124L79 125V127H77V128H80ZM85 126L86 125H84V127L83 128H81V129H79V130H82L83 131V129L85 128ZM88 126V125H87ZM109 126V125H108ZM128 126H130V124H128ZM147 126V125H146ZM146 126H144L143 127V129L146 127ZM149 126V125H148ZM148 126H147V129H148ZM163 126V125H162ZM165 126V125H164ZM217 126H218V124H217ZM221 126V125H220ZM247 126V125H246ZM11 127V126H10ZM13 127V126H12ZM14 127H17V126H14ZM39 127V126H38ZM73 127V126H72ZM76 127V126H75ZM74 127V128H75ZM104 127V126H103ZM123 127V126H122ZM127 127V126H126ZM131 127V126H130ZM129 127V128H130ZM141 127V126H140ZM140 127H138V130H139V128ZM152 127V126H151ZM151 127H149V129L151 128ZM178 127V126H177ZM238 127H239V125H238ZM9 128V127H8ZM64 128H66L65 130H68L67 129V127L65 126V127H63V129ZM74 128H72V129H74ZM121 128V127H120ZM131 128H134V126L133 127H131ZM130 128V129H131ZM154 128H156V127H154ZM158 128V127H157ZM156 128V129H157ZM169 128H171V127H169ZM181 128V127H180ZM231 128V127H230ZM72 129H69L68 131H70V130H72ZM86 129H87V127H86ZM123 129H125V128H123ZM142 129V128H141ZM152 129V128H151ZM159 129V128H158ZM163 129V128H162ZM184 129V128H183ZM204 129V128H203ZM219 129V128H218ZM222 129V128H221ZM220 129V130H221ZM240 129H241V126H240ZM242 129H243V127H242ZM251 129V128H250ZM258 129V128H257ZM262 129H264V128H262ZM34 131V129H32L30 126H24V128L22 127V129H19L18 131H16L14 134H12L11 136H6V137H2L1 138V143H0V264H124V263H121V261H122V258H124V260H125V264H141V262L143 261L142 260V258L144 257L143 255L142 256H140L138 253H136V255H134V254H132L133 256H135L134 258H132V256H130V252L128 253V250L131 248V246H130V244L133 242V240H134V234H133V228L131 229V231L130 230H126L125 229V227H124V219H126V217H125V214L127 213L126 211L128 210L127 209V207L125 206V205H123L122 206V208L118 211V212H115V213H105V214H103V212H102V215H100V219H99V221H97L96 223H94L92 226V228L89 230V232H84L83 231V229H82V233L81 232H79L80 233V235L81 234H86V243H85V246L83 247V250H80V251H76V249L74 248V246H76V247H78V246H80V245H74L73 243L74 242H72L71 240H70V238H72L73 237V235H72V237H70L69 238V236H68V233H69V231L76 225V223L78 222V218H79V212L77 211V210H75V209H71L68 205H70V204H67V201L68 200H66V198H65V194H64V188L65 187H67V189H68V185L70 184V182H71V173L70 172H73V171H71V169L73 170V166H74V164H76V163H74V161H73V153H75V151H74V149H72V148H70V146L69 145H64L62 142H61V144H63L62 146L63 147H61L60 149L58 148V150H55V152L57 151V154H56V156H53V157H49L50 159H47V160H43V158H41L42 160H40V157L39 158H37L39 155H40V153H39V148H40V146H41V143H43V141L41 142V138L40 137H42V136H40L39 137V135L38 136H35L36 134L33 132ZM60 130V129H59ZM74 130H76V128L74 129ZM73 130V131H74ZM85 130V129H84ZM128 130V129H127ZM135 130H137V129H135ZM137 130V131H138ZM167 130V129H166ZM176 130H178V129H176ZM186 130V129H185ZM256 130V129H255ZM44 131V130H43ZM108 131H109V129H108ZM132 131H134V129H132ZM131 131V132H132ZM136 131V133H138ZM146 131V130H145ZM165 131V130H164ZM163 131V132H164ZM181 131V130H180ZM180 131H179V133H180ZM240 132H242L241 130H239ZM246 131H249V130H246ZM7 132V130H5V133ZM9 132H10V130H9ZM63 132H64V130H63ZM72 132V131H71ZM75 132V131H74ZM73 132V133H74ZM107 132V131H106ZM122 132V131H121ZM140 132V131H139ZM144 132V131H143ZM150 132H151V130H150ZM156 132V131H155ZM172 132V131H171ZM176 132V131H175ZM208 132V131H207ZM221 132V131H220ZM229 132V131H228ZM243 132H244V129H243ZM242 132V133H243ZM5 133H4V135H5ZM42 133V132H41ZM65 133H67V132H65ZM72 133V134H73ZM78 133V132H77ZM83 133H85V132H83ZM82 133V134H83ZM117 133V132H116ZM123 133L125 134V132L123 131ZM128 133H129V131H128ZM136 133H134L133 132V134H136ZM146 133H148V135H149V131L147 130V132ZM177 133V132H176ZM223 133V132H222ZM230 133V132H229ZM241 133V134H242ZM247 133V132H246ZM264 133V132H263ZM3 134V133H2ZM35 134V135H34ZM43 134V133H42ZM61 134V133H60ZM113 134V133H112ZM130 134V133H129ZM132 134V133H131ZM139 134V133H138ZM141 134V133H140ZM160 134V133H159ZM162 134V133H161ZM163 134H165V133H163ZM169 133H167V135H168ZM226 134V133H225ZM239 134V133H238ZM245 134V133H244ZM243 134V135H244ZM255 134V133H254ZM45 135H47V134H45ZM67 135H68V133H67ZM66 135V136H67ZM70 135H71V133L69 134V137H70ZM74 135V134H73ZM72 135V136H73ZM75 135H77V134H75ZM80 135V134H79ZM78 135V136H79ZM105 135V134H104ZM108 135V134H107ZM125 135H127L128 136V134H127V131H126V134ZM142 135V134H141ZM178 135H180V134H178ZM252 135V134H251ZM250 135V136H251ZM3 136V135H2ZM77 136V137H78ZM81 136V135H80ZM106 136V135H105ZM104 136V137H105ZM146 136V135H145ZM157 136V135H156ZM166 136V135H165ZM172 136V135H171ZM174 136H176V134L174 135ZM183 136V135H182ZM233 136H235V135H233ZM258 136V135H257ZM68 137V136H67ZM114 137H115V135H114ZM125 137V136H124ZM131 137H132V135H131ZM130 137V138H131ZM134 137V136H133ZM137 137H138V135H137ZM143 137V136H142ZM178 137V136H177ZM176 137V138H177ZM181 137V136H180ZM187 137V136H186ZM186 137H184V138H186ZM192 137V136H191ZM201 137V136H200ZM212 137V136H211ZM232 137V136H231ZM241 137H243V136H241ZM252 137V136H251ZM46 138V137H45ZM79 138H81V137H78V139ZM139 138H141V137H139ZM144 138V137H143ZM175 138V137H174ZM244 138V137H243ZM242 138V139H243ZM256 138V137H255ZM83 139V138H82ZM81 139V140H82ZM109 139V138H108ZM118 139H119V136H118ZM125 139H127L126 137H125ZM133 139V138H132ZM134 139H136V138H134ZM151 139V138H150ZM163 139V138H162ZM173 139V138H172ZM183 139V138H182ZM210 139V138H209ZM208 139V140H209ZM246 139V138H245ZM249 139V138H248ZM105 140V139H104ZM112 140V139H111ZM128 140H129V137H128ZM140 140V139H139ZM158 140V139H157ZM161 140V139H160ZM177 140V139H176ZM179 140H180V138H179ZM192 140V139H191ZM212 140V139H211ZM215 140V139H214ZM262 140V139H261ZM51 141V140H50ZM115 141V140H114ZM118 141V140H117ZM132 141V140H131ZM134 141V140H133ZM168 141V140H167ZM175 141V140H174ZM240 141V140H239ZM242 141V140H241ZM57 142V141H56ZM81 142V141H80ZM120 142L121 141H119V143H118V145L120 144ZM124 142V141H123ZM128 142V141H127ZM137 142V141H136ZM141 141H139V143H140ZM157 142V141H156ZM160 142V141H159ZM170 142V141H169ZM176 142V141H175ZM175 142H174V144H175ZM182 143H183V141H181ZM187 142V141H186ZM244 142V141H243ZM258 142V141H257ZM111 143V142H110ZM129 144H131L132 146H133V142L131 143L130 142V140H129V142H128ZM143 143V142H142ZM154 143H155V141H154ZM161 143V142H160ZM163 143V142H162ZM161 143V144H162ZM232 143V142H231ZM242 143V142H241ZM247 143V142H246ZM248 143H250V142H248ZM164 144V143H163ZM172 144V143H171ZM45 145H47V144H45ZM49 145H50V143H49ZM54 145V144H53ZM53 145H52V147H53ZM115 145H116V142H115ZM123 145V144H122ZM122 145H120V146H122ZM152 145V144H151ZM156 145V144H155ZM173 145V144H172ZM177 145V144H176ZM262 145V144H261ZM119 146V147H120ZM123 146H125V144L123 145ZM130 146V145H129ZM135 146V145H134ZM154 146V145H153ZM227 146V145H226ZM42 147H44V145L42 146ZM41 147V148H42ZM46 147V146H45ZM56 147H57V145H56ZM115 147V146H114ZM119 147H116L115 149L117 150V149H120ZM140 147H142V146H140ZM140 147H138V148H140ZM163 147V146H162ZM164 147H166V146H164ZM231 147V146H230ZM233 147V146H232ZM235 147V146H234ZM239 147V146H238ZM40 148V149H41ZM105 148V147H104ZM122 148H124V149H122L123 151L125 150V147H122ZM126 148H127V145H126ZM129 148H133V150H131V151H134V149L136 148V146H135V148L134 147H129ZM144 148V147H143ZM147 148V147H146ZM151 147H149V149H150ZM157 148V147H156ZM167 148V147H166ZM170 148V147H169ZM186 148V147H185ZM237 148V147H236ZM245 148V147H244ZM260 148H263V146L261 147L260 146ZM53 149V148H52ZM51 149V151H54V150H52ZM115 149H113L115 152H116V150ZM137 149V148H136ZM171 149V148H170ZM178 149V148H177ZM221 149H223V148H221ZM46 150V149H45ZM106 150V149H105ZM122 150H119L120 151V155L122 154L121 153V151ZM161 150V149H160ZM163 150V149H162ZM183 150V149H182ZM261 150V149H260ZM72 151H74V152H72ZM108 151V150H107ZM119 151H117V152H119ZM122 151V152H123ZM127 151V150H126ZM159 151V150H158ZM164 151V150H163ZM170 150H168V152H169ZM177 151H181V150H177ZM224 151H225V149H224ZM112 152V156L114 155V156H116L115 155V153L113 154V151H111ZM125 152V151H124ZM129 152H130V149H129ZM146 152V151H145ZM160 152V151H159ZM167 152V151H166ZM54 153V152H53ZM82 153V152H81ZM84 153H82V154H84ZM132 153H134V152H132ZM139 153V152H138ZM148 153V152H147ZM155 153V152H154ZM179 153H181V152H179ZM45 154V153H44ZM52 154V153H51ZM76 154V153H75ZM78 154H80L79 152H78ZM77 154V155H78ZM107 154V153H106ZM108 154H110V153H108ZM127 154H128V152H127ZM130 154V153H129ZM128 154V155H129ZM146 154V153H145ZM164 154H166V153H164ZM209 154H210V152H209ZM247 154V153H246ZM85 155L86 154H84L83 156H84V158H85ZM123 155V154H122ZM126 155V154H125ZM125 155H123L124 157H125ZM153 155V154H152ZM208 155V154H207ZM239 155V154H238ZM40 156H43V155H40ZM76 156V155H75ZM109 156V155H108ZM112 156H111V158H112ZM119 156V155H118ZM117 156V157H118ZM131 156V155H130ZM129 156V157H130ZM135 156H136V154H135ZM148 156H150V154L148 155ZM158 156V155H157ZM181 156V155H180ZM261 156V155H260ZM110 157V156H109ZM116 157V158H117ZM119 157H121V156H119ZM118 157V158H119ZM128 157V156H127ZM147 157V156H146ZM145 157V158H146ZM151 157V156H150ZM209 157V156H208ZM215 157V156H214ZM220 157V156H219ZM245 157V156H244ZM263 157V156H262ZM44 158H46V157H44ZM77 158H78V156H77ZM111 158L109 159V160H111ZM116 158L114 157V160H116ZM134 158V157H133ZM137 158H139V157H137ZM142 158H144V157H142ZM152 158V157H151ZM154 158V157H153ZM161 158V157H160ZM163 158V157H162ZM217 158V157H216ZM229 158H230V156H229ZM241 158V157H240ZM86 159H88V158H86ZM99 159V158H98ZM108 159V158H107ZM120 159V158H119ZM209 159H211V158H209ZM233 159V158H232ZM237 159V158H236ZM249 159V158H248ZM261 159V158H260ZM76 160V159H75ZM122 160V159H121ZM141 160V159H140ZM156 160V159H155ZM162 160H164V158L162 159ZM221 160V159H220ZM235 160V159H234ZM233 160V161H234ZM243 160V159H242ZM262 160V159H261ZM91 161V160H90ZM143 161V160H142ZM153 161V160H152ZM232 161V160H231ZM264 161V160H263ZM263 161H261L263 164H264V162ZM75 162H78V161H75ZM86 162H89V161H85V163ZM110 162H112V160L110 161ZM114 163L116 162V161H113ZM119 162H120V160H119ZM129 162V161H128ZM138 162V161H137ZM219 162V161H218ZM225 162V161H224ZM236 162V161H235ZM248 162V161H247ZM74 163V164H73ZM85 163H83L82 165H85L86 166V164ZM92 163V162H91ZM113 163V164H114ZM142 163V162H141ZM154 163V162H153ZM164 163V162H163ZM169 163V162H168ZM211 163V162H210ZM239 163V162H238ZM77 164H79V163H77ZM117 165H118V163H116ZM115 164V165H116ZM213 164V163H212ZM247 164V163H246ZM254 164V163H253ZM263 164H261L260 166H262ZM88 165V164H87ZM92 165V164H91ZM107 165H111L112 166V164H110V163H108L107 162ZM155 165V164H154ZM160 165V164H159ZM163 165V164H162ZM202 165V164H201ZM220 165V164H219ZM81 165H79V167H80ZM90 166V165H89ZM88 166V167H89ZM114 166V165H113ZM120 166V165H119ZM136 166H138V165H136ZM149 166H151L150 164H149ZM164 166V165H163ZM212 166V165H211ZM91 167V166H90ZM117 167V166H116ZM222 167H223V165H222ZM252 167V166H251ZM263 167V169H264V166H262ZM129 168V167H128ZM133 168V167H132ZM143 168V167H142ZM162 168H164V167H162ZM199 168V167H198ZM215 168V167H214ZM226 168V167H225ZM91 169V168H90ZM98 169V168H97ZM117 169V168H116ZM160 169V168H159ZM203 169V168H202ZM220 169V168H219ZM252 169V168H251ZM86 170V169H85ZM87 170H89V169H87ZM120 170V169H119ZM129 170V169H128ZM136 170H138V169H136ZM227 170H228V168H227ZM231 170V169H230ZM237 170V169H236ZM261 170V169H260ZM110 171V170H109ZM135 171V170H134ZM161 171V170H160ZM222 171V170H221ZM232 171V170H231ZM235 171V170H234ZM259 171V170H258ZM82 172V171H81ZM139 172V171H138ZM204 172V171H203ZM227 172V171H226ZM238 172V171H237ZM247 172V171H246ZM260 172V171H259ZM83 173V172H82ZM86 173V172H85ZM84 173V174H85ZM89 173H90V171H89ZM122 173V172H121ZM211 173V172H210ZM215 173V172H214ZM235 173H236V171H235ZM239 173V172H238ZM88 174V173H87ZM86 174V175H87ZM92 174V176H93V172L91 173ZM116 174V173H115ZM141 174V173H140ZM155 174V173H154ZM208 174V173H207ZM231 174H232V172H231ZM245 174V173H244ZM248 174V173H247ZM246 174V175H247ZM260 174V173H259ZM73 175H75L76 176V174H74L73 173ZM120 175H122V174H120ZM203 175V174H202ZM210 175V174H209ZM264 175V174H263ZM88 176V175H87ZM245 176V175H244ZM132 177V176H131ZM216 177V176H215ZM214 177V178H215ZM218 177V176H217ZM89 178V177H88ZM87 178V179H88ZM97 178V177H96ZM125 178V177H124ZM201 178V177H200ZM204 178V177H203ZM232 178H235V177H232ZM95 179V178H94ZM192 179V178H191ZM202 179V178H201ZM218 179V178H217ZM217 179H215L216 181H217ZM74 180V182H75V179H73ZM83 180V179H82ZM93 180V177H92V179H91V181ZM142 180V179H141ZM149 180V179H148ZM159 180V179H158ZM203 180V179H202ZM215 180H213V181H215ZM259 180H261V179H259ZM264 180V179H263ZM85 181V180H84ZM83 181V183H85V182H87V181H85L84 182ZM118 181V180H117ZM90 182V181H89ZM97 182V181H96ZM205 182V181H204ZM208 182V181H207ZM226 182V181H225ZM234 182V181H233ZM249 182V181H248ZM261 182V181H260ZM73 183V182H72ZM88 183V182H87ZM99 183V182H98ZM155 183V182H154ZM192 183V182H191ZM206 183V182H205ZM214 183H216V182H214ZM77 184H79V183H77ZM90 184V183H89ZM96 184V183H95ZM115 184V183H114ZM150 184V183H149ZM152 184V183H151ZM196 184V183H195ZM259 184V183H258ZM261 184V183H260ZM264 184V183H263ZM80 185V184H79ZM79 185H78V187H79ZM81 185H84V184H81ZM81 185H80V187H81ZM86 185V184H85ZM98 185V184H97ZM156 185V184H155ZM70 186H72V185H70ZM74 186V185H73ZM86 186H88L89 187V185H86ZM92 186H94V185H92ZM101 186H102V184H101ZM199 186V185H198ZM212 187H213V184L211 185ZM215 187L217 186V185H214ZM219 186V185H218ZM217 186V187H218ZM221 186V185H220ZM219 186V187H220ZM244 186V185H243ZM252 186V185H251ZM97 188H98V186H96ZM117 187V186H116ZM139 187V186H138ZM200 187V186H199ZM211 188V189H213L214 191H215V193L217 194V196H219V193H221V190H223V189H221L222 187H220V188H218V190H217V188ZM258 187V186H257ZM72 188V187H71ZM84 188H85V186H84ZM100 188V187H99ZM139 188H141V187H139ZM146 188H147V186L145 187V188H142V189H145V191H146ZM152 188V187H151ZM203 188V187H202ZM237 188V187H236ZM250 188V187H249ZM70 189V188H69ZM73 189V188H72ZM87 189H89L90 190V187L89 188H87ZM86 189V190H87ZM196 189V188H195ZM219 189H221L220 191H219ZM234 189V188H233ZM240 189V188H239ZM253 189V188H252ZM71 190V189H70ZM74 190H76V189H73V191ZM80 190H82V189H80ZM84 190V189H83ZM86 190H84V191H86ZM92 190V189H91ZM90 190V191H91ZM96 190V189H95ZM99 190V189H98ZM98 190H97V192H98ZM116 190V189H115ZM118 190V189H117ZM154 190V189H153ZM152 190V191H153ZM241 190V189H240ZM69 191V190H68ZM100 191V190H99ZM145 191H144V194H145ZM147 191H149L148 189H147ZM151 191V192H152ZM195 191V190H194ZM210 191V190H209ZM224 191V190H223ZM226 191H228V190H226ZM234 191V190H233ZM236 191V190H235ZM234 191V192H235ZM255 191V190H254ZM262 191V190H261ZM116 192V191H115ZM197 192H199V191H197ZM237 192V191H236ZM78 193V192H77ZM87 193H89V192H87ZM87 193H86V195H87ZM153 193V192H152ZM152 193H151V195L150 196H153L152 195ZM190 193V192H189ZM214 193V192H213ZM212 193V194H213ZM224 192H222L221 194H223ZM228 193H230V192H228ZM240 193V192H239ZM238 193V194H239ZM80 194V193H79ZM79 194L77 195V196H79ZM91 194H93L92 192H91ZM91 194H88V195H91ZM99 194V193H98ZM154 194V193H153ZM193 194H196L195 192L193 193ZM208 194V193H207ZM215 194V195H216ZM262 194V193H261ZM82 195V194H81ZM125 195V194H124ZM214 195V196H215ZM228 194H226V196H227ZM240 195V194H239ZM254 195V194H253ZM263 195V194H262ZM123 195L121 194V195H119V198H121ZM128 196V195H127ZM146 196H149V195H146ZM150 196L148 197L149 198V200L152 198H150ZM194 196V195H193ZM198 196V195H197ZM93 197V196H92ZM104 197H106V196H104ZM124 197H126V196H124ZM145 197V196H144ZM143 196L141 197V199H143L144 198ZM229 197V196H228ZM82 198H84V197H82ZM81 198V199H82ZM85 198H86V196H85ZM90 198V197H89ZM103 198V197H102ZM107 198H108V196H107ZM128 198H129V196H128ZM216 198V197H215ZM232 198V197H231ZM231 198H228V199H230V200H233V199H231ZM92 199V198H91ZM117 199V198H116ZM139 199V198H138ZM145 199V198H144ZM159 199V198H158ZM206 199V198H205ZM219 199H220V197H219ZM227 199V198H226ZM264 199V198H263ZM85 200V199H84ZM90 200V199H89ZM118 200V199H117ZM124 200V199H123ZM123 200H121V201H123ZM126 200V199H125ZM124 200V201H125ZM149 200H147V202L149 201ZM157 199L155 198L154 200H152V201H156ZM159 200H162V198L161 199H159ZM209 200V199H208ZM211 200V199H210ZM230 200H226V201H229L230 202ZM80 201V200H79ZM81 201H83V199L81 200ZM140 201V200H139ZM145 201V200H144ZM143 201V202H144ZM187 201V200H186ZM220 201H221V199H220ZM245 201H247V200H245ZM78 202V201H77ZM163 203L164 201H160L159 202V205H161L160 203ZM194 202H195V200H194ZM198 202V201H197ZM203 202V201H202ZM208 202V201H207ZM217 202V201H216ZM219 202V201H218ZM236 202H237V200H236ZM244 202V201H243ZM242 202V203H243ZM263 202V201H262ZM74 203H76V202H74ZM80 203V202H79ZM108 203V202H107ZM127 203V202H126ZM145 203V202H144ZM152 203V202H151ZM188 203V202H187ZM215 203V202H214ZM238 203H240V201H238ZM260 203V202H259ZM72 204V203H71ZM82 204V203H81ZM93 204H95V203H93ZM127 204H130V203H127ZM158 204V203H157ZM213 204V203H212ZM217 204V203H216ZM222 204H225V203H222ZM221 204V205H222ZM229 204V203H228ZM252 204V203H251ZM263 204V203H262ZM83 205V204H82ZM92 205V204H91ZM99 205V204H98ZM105 205V204H104ZM151 205V204H150ZM188 205V204H187ZM226 205H227V203H226ZM232 205V204H231ZM231 205H229V207L228 208H230V206ZM244 205V204H243ZM132 206V205H131ZM149 206V205H148ZM152 206H153V203H152ZM162 206V205H161ZM186 206V205H185ZM200 206V205H199ZM208 206H209V204H208ZM214 206V205H213ZM216 206V205H215ZM218 206V205H217ZM82 207V206H81ZM107 207V206H106ZM194 207V206H193ZM197 207V206H196ZM201 207H202V205H201ZM219 207V206H218ZM103 208V207H102ZM157 208V207H156ZM195 208V207H194ZM205 208V207H204ZM206 208H208V207H206ZM223 208V207H222ZM145 209H147V208H145ZM154 210H155V208H153ZM197 209H200V208H197ZM212 209V208H211ZM215 209V208H214ZM237 209V208H236ZM80 210H81V208H80ZM83 210H85L84 209V206H83ZM102 210V209H101ZM142 210H144V206H143V209ZM149 210V209H148ZM202 210H204L203 208L201 209V211ZM207 210V209H206ZM233 210V208L232 209H230V211H232ZM91 211V210H90ZM106 211V210H105ZM108 211V210H107ZM187 211V210H186ZM197 211V210H196ZM199 212L198 213H200V215H201V212H200V210H198ZM218 211V210H217ZM225 211V210H224ZM229 211V212H230ZM133 212V211H132ZM151 212V211H150ZM194 212V211H193ZM210 212H212L211 210H210ZM219 212V211H218ZM227 212V211H226ZM228 212V213H229ZM146 213H149V211L148 212H146ZM153 213H154V211H153ZM204 213V212H203ZM206 213V212H205ZM222 213H225V212H221V214ZM230 213H232V212H230ZM241 213V212H240ZM188 214V213H187ZM241 214H243V213H241ZM259 214V213H258ZM263 214H264V212H263ZM262 214V215H263ZM128 215H129V213H128ZM191 215V214H190ZM193 215H194V213H193ZM206 215V214H205ZM210 215V214H209ZM208 215V216H209ZM213 215V214H212ZM223 215V214H222ZM222 215H220L219 214V216H222ZM232 215V214H231ZM236 214H234V216H235ZM239 215V214H238ZM261 215V214H260ZM130 217H131V215H129ZM128 216V217H129ZM137 216V215H136ZM195 216V215H194ZM193 216V217H194ZM199 216V215H198ZM218 216V215H217ZM244 216V215H243ZM246 216V215H245ZM249 216V215H248ZM84 217V216H83ZM125 217V218H124ZM191 217H192V215H191ZM197 217V216H196ZM200 217V216H199ZM206 217V216H205ZM212 217V216H211ZM210 217V218H211ZM224 217V216H223ZM227 217H228V215H227ZM233 217V216H232ZM231 217V218H232ZM247 217V216H246ZM132 218V217H131ZM138 218V217H137ZM186 218V217H185ZM217 218V217H216ZM224 218H226V217H224ZM230 218V217H229ZM239 218V217H238ZM130 219V218H129ZM147 219V218H146ZM196 219V218H195ZM198 219V218H197ZM196 219V220H197ZM207 219V218H206ZM235 219V218H234ZM252 219V218H251ZM81 220V219H80ZM216 221H218V219H215ZM222 219H221V217H220V221H221ZM236 220H237V218L235 219V222H236ZM240 220V219H239ZM264 220V219H263ZM130 221V220H129ZM134 221V220H133ZM144 221V220H143ZM146 221V220H145ZM183 221V220H182ZM179 222V223H182L183 225H182V227L184 226V221L183 222ZM200 222H203V219H201V220H199ZM205 221V220H204ZM209 221H211L210 219H209ZM212 221H214V220H212ZM226 221V220H225ZM147 222H149V220L147 221ZM199 222V223H200ZM257 222V221H256ZM261 222H262V220H261ZM86 223V222H85ZM135 223V222H134ZM187 223V222H186ZM196 223H197V221L195 222V220L194 219H189L188 220V225L190 226V229L188 228V227H186V228H188V229H186V228H184V229H186V230H190V235H191V238H190V240H191V243H190V245H191V252L194 254V257L195 258H197V260H198V262H199V264H206L207 263V261L210 259H208V256H207V252H206V249L205 248H203V247H201L200 246V244L202 243V241H209V239H208V231H210V230H208L207 231V229L206 228H202V226L201 227H199L198 226V224L196 225ZM260 223V222H259ZM264 223V222H263ZM126 224V223H125ZM138 224V223H137ZM151 224V223H150ZM201 224H203L204 225V223H201ZM200 224V225H201ZM205 224H207L206 222H205ZM219 224V223H218ZM232 224V223H231ZM255 224V223H254ZM181 225V224H180ZM213 225H214V223H213ZM226 225H228L227 223H220V225H219V227H218V229H217V234H218V240H220V241H224V240H226L227 238L229 239L231 236L230 235H228V231H227V229H226ZM235 225V224H234ZM256 225V224H255ZM143 226V225H142ZM204 226H206V225H204ZM258 226H259V224H258ZM258 226H257V228H258ZM83 227V226H82ZM237 227V226H236ZM253 227H255V226H253ZM263 228H264V226H262ZM143 228V227H142ZM231 228V227H230ZM247 228V227H246ZM249 228V227H248ZM183 229V228H182ZM229 229V228H228ZM239 229H240V227H239ZM139 230V229H138ZM185 230V231H186ZM213 230V229H212ZM188 231L186 232V233H188ZM247 231V230H246ZM72 232V231H71ZM73 232H74V229H73ZM232 232V231H231ZM135 233V232H134ZM137 233V232H136ZM74 234H75V232H74ZM78 234V233H77ZM211 234H212V231H211ZM243 234V233H242ZM233 235V234H232ZM244 235V234H243ZM71 236V235H70ZM79 236V235H78ZM216 236V235H215ZM238 236V235H237ZM245 236V235H244ZM212 237V236H211ZM234 237V236H233ZM236 237V236H235ZM241 237V236H240ZM78 238V237H77ZM80 238H82V237H80ZM144 238V237H143ZM197 238V239H196ZM216 238V237H215ZM255 238V237H254ZM261 238V237H260ZM83 239H84V237H83ZM83 239H82V242H83ZM227 239V240H228ZM237 239V238H236ZM248 239V238H247ZM80 240V239H79ZM188 240V239H187ZM212 240H213V238H212ZM230 240V239H229ZM232 240H234V238L232 239ZM240 240H242V239H240ZM263 240H264V238H263ZM262 240V241H263ZM143 241V240H142ZM196 241H199L200 243H196ZM213 242H214V240H213ZM224 242H226V241H224ZM231 240H230V244H231ZM234 242V241H233ZM259 242V241H258ZM211 243V242H210ZM215 243V242H214ZM243 243V242H242ZM246 243V242H245ZM254 243V242H253ZM228 244V243H227ZM256 244V243H255ZM81 245H83V244H81ZM134 245V244H133ZM213 245V244H212ZM225 245V244H224ZM235 245V244H234ZM240 245V244H239ZM249 245V244H248ZM250 245H252V244H250ZM130 246V247H129ZM143 246V245H142ZM149 246H152V245H149ZM148 246V247H149ZM228 246H230V245H228ZM232 246V248L234 247L233 245H231ZM128 247V248H127ZM249 247V246H248ZM254 247H256V246H254ZM78 248H80V247H78ZM137 248V247H136ZM213 248V247H212ZM250 248H251V246H250ZM222 250H223V247L221 248ZM231 249V248H230ZM135 250H137V249H135ZM134 250V251H135ZM140 250H142L141 249V246H140ZM158 250H160L161 251V249H159L158 248ZM217 250V249H216ZM219 250V249H218ZM234 250V249H233ZM252 250V249H251ZM133 251V252H134ZM143 252H144V250H142ZM153 251H155V250H153ZM220 251V250H219ZM236 251V250H235ZM221 252V251H220ZM234 252V251H233ZM233 252H232V254H233ZM131 253H132V251H131ZM141 253V252H140ZM154 253V252H153ZM219 253V252H218ZM224 253V252H223ZM235 253V252H234ZM243 253V252H242ZM137 254H138V256H137ZM151 254V253H150ZM149 254V255H150ZM156 254V253H155ZM152 255V254H151ZM209 255V254H208ZM211 255H212V253H211ZM227 255V254H226ZM146 256V255H145ZM153 256H155V258H153L151 261H150V263L151 264H171V263H167V261H165V259L163 258L164 256L160 253L159 254V252H158V255H153ZM152 257V256H151ZM230 257V256H229ZM239 257V256H238ZM242 258V261H241V263L240 264H263V258H264V250H262V246H260V247H257V249L255 250V252H254V254L250 257L249 255H244L243 254V257H241ZM146 259V258H145ZM229 259V258H228ZM237 259V258H236ZM238 259H240V258H238ZM232 260H233V258H232ZM145 261H147V260H144V262ZM149 261V260H148ZM226 262V261H225ZM230 262V261H229ZM149 263V264H150ZM144 264V263H143ZM148 264V263H147ZM226 264V263H225ZM227 264H229V263H227ZM231 264V263H230Z\"/></svg>","mask_w":264,"mask_h":264}]
</instances>
